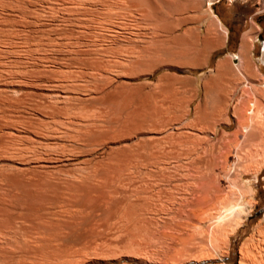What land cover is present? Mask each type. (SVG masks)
<instances>
[{
  "label": "rangeland",
  "instance_id": "obj_1",
  "mask_svg": "<svg viewBox=\"0 0 264 264\" xmlns=\"http://www.w3.org/2000/svg\"><path fill=\"white\" fill-rule=\"evenodd\" d=\"M0 1H2V0H0ZM5 1L4 2H0V5L4 6L5 3L8 2L9 4L7 3L5 5V7L7 5H9V6H7L5 8L6 10L4 9V7H2L3 8L2 9L1 6H0V9H1L0 10V12H1L0 14L3 13L5 16H7L6 14L10 13L9 16H8L9 18L6 17L10 21H8L6 19V21L4 22V20H3V19H5V18H3V17H5L4 15L1 16V18H0V22L2 21V24L0 23V37H1L0 43L2 44V45H0L1 46L0 50L2 52H4V53H2L0 51V62L3 59L2 62H1L2 66L0 65V71H2L1 73H3V74L0 73L1 74V76H0V82H1L0 91L3 92V93L2 92L0 93L1 94L0 97H2L0 99H3V97H5V99H3V101L0 100V103L1 102L4 103L5 101H7V104H6V102H5L4 105L2 103L0 104V105H2V106H0V124H1L0 125V132H1L0 133V137H2L3 135H6L5 134L6 132L9 135L8 132L10 130H12V128L8 129V127L5 126V128H7V129H4L3 127H4V125H8L9 126V124H11L9 127H13L14 128V126H15V128H16V130L14 128L12 131H10L11 135H12L13 132L14 133L17 132V133L16 134L13 133L14 137L13 136L11 137L10 135L9 136H10L11 140L13 138H15V136H16L15 139H17V138L18 139L17 140H12V143H11V141L9 142V140H10L9 136L8 137L3 136L4 138H7V139L4 140V138H2V140L4 142L2 140H0V152H1L0 155L4 154V155H2L3 157L0 156V172H1L0 173V182H1V179H3V178L4 179L2 180V183L5 184V180H7L9 182V183L6 182L5 186H3V187H2L3 184L0 183V186L2 187V188H0V192H1L0 193V199H1L0 203L5 204L4 206L2 204H0V206L4 207V209H3V207H0L1 208L0 215H2L1 214L2 212L3 213L5 212L3 214L4 216L3 215L0 216V219H2L4 217L5 220H6L7 218H9L8 216H9V213H11V212L14 215L13 210H15V214H17V215L13 216L12 214H10V218L7 219L6 222H5L4 219H2L3 223L0 221V223H1L0 224V228L4 225L0 229V231L4 230V231H1L2 233L6 231L5 234L3 233L4 234L3 236L6 235L7 238H8V239L5 238L6 240L0 238V240L5 241L4 243H6L7 241H10L9 244H8V242L6 243L10 247L12 245L14 247L15 243H16L15 246L18 245L17 243H19V245H18L19 247L16 246L15 247L16 249H14V251H12L13 247H11L12 248V250H11V248H6L8 246L5 244V246H4L6 248L5 249V248H3V245H2L3 242H0L1 243L0 245L3 248V250L1 251L2 248L0 247L1 248L0 249V254H1L0 255V264H8V262H9V264H12V262H13V264H21V263H17V262H22V264H23L24 263L23 261L25 260V258H27V260H25L26 261L25 264H27L28 260L29 261H31V260L33 261V258H34L33 256H35L36 254H39V255H37L35 257H38V256L42 255V257L44 256L43 259H45L46 255L49 256L48 252L50 250L48 251V249H50L51 247H56V245L58 247L61 244L64 246L63 243H65V240H66L65 246L67 245L66 247H68L69 244L72 243V245H73L72 249L74 248L73 250H71L72 252L76 249L75 248L76 245H77L78 249L81 247L82 252H81L80 249H79V251L81 252V253L79 252L80 254L78 252H77L78 254L73 252V255H75V256L72 255L73 256V259H72V257H71L72 252H70L65 246L63 247L61 245L62 247H59L58 250H57V248H56L55 251H54L55 248L51 249V250H53V251L50 252L51 255L49 256L50 257L49 259H51V256H52L51 263H50V260L48 259V257H47V259H45V261L44 260H39L38 258H40V257H38L36 259L34 258L36 260V261L34 260V262H36V264H39V263L40 264H49V263L50 264H55V261H56L57 264H59L63 260L66 261V259L69 258L68 255H66V254H69L70 260L72 259V260L76 261V262L73 261L75 264H79V263L80 264H83V263L84 264L85 263L86 264H172V263L173 264H239L240 256L243 255L242 251H243V247H244L245 241L248 240L249 237L254 236V234L256 235L257 231L259 230V228L262 229L261 227L264 226V163H262V161L264 162V151H263V148H264V136H262V135H264V129L261 128V126L264 128V64H262L264 62V47L261 44L262 42H264V0H212L211 2H208L206 0L205 1L204 0H153V1L152 0H148V1H146V0H123L125 3L128 2V4L126 3L125 6L122 7V8H119L123 4L122 1L120 2V0H81V1H77V0L76 1L75 0H63V1L62 0H45L46 3L48 1L47 4L44 3V0H42V1L41 0H37V1L36 0L35 1L31 0V2L29 0H13L15 3L12 0L11 1L9 0L10 2L8 0L6 2ZM19 1L23 2L22 6H23L24 9L23 8H19V4L17 3ZM28 1L30 2V5H29ZM116 1H117V4L118 3H122V4L121 5L118 4L120 6H118V5L116 6L115 5ZM149 1H151V3ZM33 2H34V4H33ZM113 3H114L115 7L112 5ZM11 4H12V6H11ZM32 4L34 6H36L37 4L38 5L36 6V8H34V6ZM152 4H154V5L156 4L157 6L155 7L153 5V7H152ZM41 6H44V7L45 6H47V7L49 6L52 9L51 11L53 13L50 10H48L47 7H45L44 10H46L49 13L47 14L46 11H44L46 13V16L44 18L45 13L43 12V10H42L43 8ZM52 6L55 8L54 11H53V7ZM129 6H130V8H129ZM132 6H133V8H132ZM29 7H30V10H29ZM124 8H125V10H122ZM222 8H225L228 11L227 10H223ZM14 9H16L15 10V13L17 12L16 15L13 12ZM40 9L44 13V15H43V13L41 12ZM33 10H34V12L37 10V12L34 13ZM55 10H58L59 12L58 11L56 12ZM25 11H26V14H25ZM40 12L43 15V16L40 15V17H42L43 19L38 17ZM60 12H62V13H60ZM11 13H13V15ZM22 13H24L23 16L21 15ZM28 13H31V15L33 16L32 18L36 17V15H37L36 13H38V15H37L38 19L37 20H35L36 18L31 19L28 16L29 15ZM33 13L35 15H33ZM50 13H52L53 15L56 13L58 16H56V14H55V16H56L55 17V16H52V14H51V17H49ZM72 14L74 16H72ZM18 15H20V16H18ZM26 15L29 17V19H28V17ZM208 15L211 18H215L217 21H219L223 25V27L227 30V37H226L225 44H224L223 47L211 50L212 53L211 52H210L211 54L209 53V56H208L209 58L207 60V66L203 69V68H199V67H194V66L190 65L189 63H187V62H190V60H191V53H190L189 50H186L184 52V49H186L187 45H190L191 40H190V35H188L189 36V41H190L189 42L188 41V36H186L187 37L186 38L185 34L189 30H191L192 28H198L199 31L202 34H204L206 29H207V27H208L207 26L208 25V20H209V16ZM186 16L189 17V18H187ZM25 17H27V18H25ZM46 17L51 18L50 20H52V22L54 21L57 24H54V22L53 23L49 22L50 20L44 21V20H46ZM53 17H55L56 20L55 19L53 20L52 19ZM57 17H59L61 19H64V20H61V19H59ZM20 18L22 19V22H21ZM118 18H120V19H118ZM39 19H40V21H38ZM78 19H80V22H77ZM23 20H26V22L24 23ZM116 20L117 21H121L120 25H119V23L117 24ZM7 21H8V23L9 22L10 23L13 22L14 24L12 23L13 24L12 26H15V27L13 28L12 26H10L11 24L6 23ZM113 21H114V23H113ZM27 22L29 23L28 24L30 26L29 28H26L27 27V25H26ZM36 22H37L38 25L35 24ZM42 22L43 23L44 22L47 23L46 24V28H44L45 27V23H44V25L41 24L42 26L39 27V25H40L39 23H42ZM76 22L79 23V24H77ZM22 23L26 27L21 25ZM50 23H52V24H50ZM108 23H113L115 25L114 28H113L112 25L110 26V24H108ZM5 24H7V28H5L6 27ZM15 24L19 27V29L17 28V26ZM33 24L35 26H37V27H34ZM121 24L123 25L124 28H126L125 26H127V31L129 30L130 32L128 31L126 34H124V32H126L125 31L126 29L125 30H121V28H120V30H119V27L118 28L116 27V25L122 27ZM19 25H21L23 27H21ZM50 25H52V26L54 25L55 27L53 26L54 27L53 28ZM80 25H81V28L79 29L78 27H80ZM91 25H93V27ZM169 25L170 26L173 25V26H171V28L174 27V29L171 30ZM96 26L98 27V30H97ZM159 26L162 27V29H161L162 31H160V30L157 31L156 30V28L157 29L160 28ZM165 26L166 27L169 26L168 30H171L170 34H173L174 36L170 35L167 32V28ZM51 27L53 28L52 31H51L53 33L50 32ZM84 27H86V28H84ZM15 28H16V31L18 29V31H17L18 34L16 32H14ZM21 28L23 30L25 29V31L27 33L25 31H23V30H20ZM39 28L43 32H41ZM47 28H49L48 34L50 32L49 35L47 34L49 37H46L47 36L46 35L47 31L44 33V31L47 30ZM55 28H57V31L59 32V34H61V32L63 34L58 35L57 33H55L54 32ZM68 28H70L72 30H70V29L68 30ZM93 28H96L95 30H93V31L96 32V35H95V32L94 33L92 32ZM99 28L103 30V31L100 30L101 31V33L99 32L100 34H103V36L106 33L110 34V35L114 34L113 35L114 39H113V36L109 37V35H105L104 37L102 35L99 36V33H97V31H99ZM153 28L155 29V31L157 33L160 31L159 34H161L163 36V38H162V36L158 37L160 35H158V34L156 35L155 34L156 32L154 33V29ZM165 28H166V30H164ZM175 28H177L178 30L175 29ZM7 29L11 30L12 33L14 32V35L12 34V36L17 35V38H16V36L13 38L11 36V32L9 30H7ZM65 29H67L68 32L76 30V31H73V33H77V31H78V33L76 34L77 36L79 35L80 31L82 32L80 34L82 36H78V38L74 34L75 36L72 37V38H74L73 40L70 39L71 38L70 37L71 36L70 33H67L68 35L65 34V35H67L66 37H68V40H69V41L66 40V43L69 42V44H67L68 47L66 46L68 51H69V53H68V51H66V47H62L65 44V42H63V41H65V39H66L65 36H64V32L66 33L67 31H64ZM88 29L90 31H88ZM109 29H110V32H108ZM114 29L116 30V32H122V33L121 34L120 33L116 34V32H113V31H115ZM186 29H187V31H186ZM27 30H29V31H27ZM176 30H177V32H176ZM252 30H253V33H252V39H251V42H250V51L248 52V59H249V61L251 63L252 70L255 69V72L253 71V73H255V75L256 74L257 75L255 77H251L250 75L244 73L243 71L242 72H237L236 70L232 71V73L231 72L223 73L222 75H220V77L216 78V80L219 83L217 81L214 82V86H212L214 90L210 89L208 96L204 100V98H205L204 97V91H203L204 90V88H203L204 87V83H205V81H207L210 78V76H212V74H215L216 63L220 59L229 58L230 54H234V55L237 54L238 51H239V46H240V43H241L243 35L245 33H248L250 31H252ZM8 31L10 33V34L8 33V36L10 35L9 39L6 38V36L4 35ZM33 31H34V33H33ZM38 31L43 33L44 35L39 33ZM87 31H88V33L90 35V38H89L90 40L92 38L90 33H92L93 36L95 35L94 37L96 38L95 39L96 42H94L93 38H92V41H85L86 39L84 37L85 36L87 38L89 37V36H87L88 35ZM172 31H174V32L172 33ZM184 31H186V33ZM19 32L21 33L20 35H19ZM24 32H25V34H24ZM36 32H37V35L35 34ZM103 32H105V34ZM54 33L57 36L54 35ZM162 33L163 34L165 33V36ZM176 33L179 36H181V37L176 35ZM1 34H3V35L1 36ZM51 34H53V35H51ZM69 34H70V36H69ZM21 35H22V37H21ZM25 35H27V37L29 39L27 37H25ZM40 35H43L44 39L42 38L43 36L38 38L37 41L32 39V38H34V36H35L34 39H36ZM50 35L53 36L51 38V40L49 39L51 37ZM83 35H84V37H83ZM119 35L120 36L122 35V36H125V37H122V36L120 37ZM154 35H156V36L154 37ZM175 35H176V41L173 40V39H175ZM58 36L63 37L61 39V41L57 40ZM106 36H108L111 39H109V38L106 39L105 38ZM177 36H178V39H177ZM182 36H183L184 41H187V42L186 43L184 42V44H183L184 46L182 44H181L182 46L178 44L177 47H176V45L174 47V44H175L174 42H176V44H177L178 43L177 40H179V38H180L179 41H183V39H181ZM60 37H59V39H60ZM79 37L80 38L82 37L84 39L82 40V38H81V40H79ZM99 37L100 38L102 37L103 39H100ZM119 37H120V39H119ZM166 37L167 38L169 37L170 41L168 40L169 38L167 39ZM4 38L6 40H4ZM11 38L14 39L15 41L12 40L13 42H11ZM18 38L22 39V42H20L21 40L19 41ZM45 38H46V42L47 43L45 42ZM75 38H77L78 40L75 39ZM185 38L187 40H185ZM26 39H28V40L26 41ZM40 39H42L41 42L46 43L45 47L42 45L41 42L40 43L38 42ZM52 39H54V40L56 39L57 42H55L56 40L54 42H52L53 41ZM151 39H153V40H151ZM156 39H157V42H156ZM7 40H9L10 42L7 41ZM23 40H25V41L23 42ZM159 40H160V42L162 44H158V43H160ZM48 41L50 43H52V44L53 43L57 44V43L61 42L63 45L61 43H60L61 45L60 44L59 45L62 48L59 47V45H55V48H56L55 49L54 46L52 47L51 44L48 43ZM70 41H73V42L71 43ZM78 41H79V46L73 45V44H78L77 43ZM25 42H27V44H25ZM153 42L158 46V48L155 47L156 45L153 44ZM163 42H165V44ZM188 42H189V44H188ZM12 43L16 44L13 48H12V46L14 44H12ZM22 43H24L23 47L25 45H27V46H25L23 48L20 45ZM36 43L41 44L45 49H43V48L42 49L41 48L38 49V47H37L38 44H36ZM70 43L73 45V47L74 46L75 47L71 48L72 45ZM83 43L84 44L87 43V44L84 46ZM92 43H93V45H91ZM94 43L97 44V45H95ZM181 43H183V42H181ZM17 44L20 45V46L18 47ZM47 44H49L51 47L47 46ZM81 44H83V48H82ZM163 44L165 45V47L166 46L167 47L165 48ZM41 45H39V47H42ZM89 45H91V47ZM94 45L96 46V48L94 47ZM170 45H173V46L170 47ZM46 47H47V49H46ZM84 47L86 48L85 52H83V50H82V49H85ZM89 47H90V49H87ZM92 47L95 48V49L92 50ZM152 47H155V49L154 48L151 49ZM182 47H185V48L183 49ZM15 48L20 50V52L28 50L27 52H24V53L27 54V56L25 54L23 57H25V56L26 57L23 58L22 57L23 54H21L20 58H18L19 55H17L16 52L18 54H20V52L15 50ZM78 48L80 50H78ZM156 48H157V50H156ZM24 49H26V50H24ZM70 49H73V51L70 50ZM122 49H123V51H122ZM164 49L165 50L168 49V50L164 52ZM76 50H78L79 52L82 51L83 53L80 52L82 55ZM87 50H88V54H89V52L91 50H92L91 53H94V54L90 55V57H87V55H86ZM131 50L133 51L132 54L129 52ZM149 50H151V52ZM152 50L153 51L155 50V51H158V52H155L156 54H153ZM161 50L163 51L164 54H162V52H160ZM177 50H178L179 55H175L177 53L176 52ZM13 51H16V52H13ZM70 51H72L74 53V55H72V53H70ZM74 51H76L77 54H75ZM141 53H142L143 56L141 55ZM150 53L153 54L154 57H157V55L160 56L159 58L157 57L158 58V62L156 61L157 58L153 59V57H151L153 55H151ZM76 55H78L77 58H75ZM173 55H175V56H173ZM138 56H140V57H138ZM1 57H3V58H1ZM170 57L171 58L174 57L172 59V62H170L171 61ZM23 59H24V61H23ZM71 59H73V60H71ZM154 60L157 63H155ZM183 60L186 61V64H185V62ZM29 61H31V63ZM70 61L72 63H70ZM3 63H5L6 66ZM13 63H14L15 66L13 65ZM69 63H70V65L72 64V67L69 65ZM66 64H67L68 67L66 66ZM90 64H93V65L91 66ZM108 64H109L110 67L107 66ZM187 64H188V66H187ZM11 65H13V66L11 67ZM97 65H98V67L99 66L101 67L102 65L103 66L106 65L107 66V70L109 71V73H108V71H107V73H105V71H104V68L106 66L101 67V69L99 67V70H100L99 71ZM24 67H25V71H27V72L24 71ZM69 67H71L70 69H73V70H70ZM102 68H103V70H102ZM101 70L104 73H102ZM7 71H9V72H7ZM4 75H5V78H7V79L3 78ZM24 75L27 76L26 78H28V79H25ZM245 75H247L249 78L247 76H245ZM107 76L110 77L108 79L110 81L112 79H114V80H112L114 83L111 82V83H113L111 85L113 87L109 86L107 88L104 85L108 81L106 79ZM247 78L250 79L251 82ZM8 79H9V81H8ZM190 79H192V80H190ZM22 80H23V83H21ZM122 80H124L126 82V84H125V82H123L125 84V86L124 87L120 86V88H124L125 89V87H127L128 89L131 90L130 93H127L128 92V89H127V92H125L124 95L130 97V95H126V94H132L131 97H134V100H135L134 102H137L139 100L142 102V99H143L145 101V105H146V107L144 106L143 109L140 108L139 110H137L136 111L137 113L133 112L134 115L131 113L132 115H129L130 116V117H128L129 119L128 118H126V119L130 120V118L131 117L132 118H131L130 121H127V122L124 119L125 113L122 112L123 110L121 111V107L118 106V108H114L115 107L114 105H116V107H117V105H120L119 98H118V101H114V99L117 100V97L111 94V93H113L114 88H117L116 85H118V84L120 85L122 83L121 82ZM219 80L221 82L223 81V83L221 84ZM8 82L9 83H11V82L15 83L16 82L17 84H19V83L22 84L23 86L20 85V89H23V90L20 91V89H19V90L15 91L16 93L13 91L12 93L10 92V95H8L9 92H8V88H7V85H6ZM156 82L158 83L157 84L158 86L160 84L158 90H157V86H155ZM191 82H192L193 86H190V85H192ZM3 83H5V84L3 85ZM24 83H26V84L24 85ZM127 84L129 85V87H128ZM251 84H252V86H251ZM121 85H123V84H121ZM145 85H147V87ZM217 85L219 86V89H216ZM248 85H249V87H248ZM141 86H143V88H142V89H144L143 91H141L142 89L137 91V92L134 91V89H136L138 87H141ZM104 87L106 89H104ZM155 87H156V89H155ZM6 89H7V92H6ZM25 89H27L28 91L25 90ZM153 89H155V90H153ZM93 90H95V92ZM87 91H91L93 93L91 94V92H90L89 93L90 95H88ZM153 91H155L157 94L153 93ZM174 91L175 92L179 91L181 93L178 92V93L175 94L176 96L173 97L172 94H173ZM183 91H185V92L183 93ZM4 92H6V93L4 94ZM101 92H103V94H101ZM106 92H107V94H105ZM185 93H187L188 95L185 94ZM193 93H195V94H193ZM226 93H227L228 97L226 96ZM36 94H38L39 96L42 95V97H39ZM181 94L182 95L185 94V97L189 96L188 99L192 98L193 100L192 101L190 100V102H189L190 104H188L187 110H189V112L187 111V116L185 117V115H186V113H185L184 114V118L183 119L182 118H180V119L178 118L179 121H177L176 115L178 117V113L175 114L176 111L174 109L175 107H173V106L174 105L176 106V103L179 102L178 101V99H180V98H178L179 96L183 97V96H181ZM20 95H23V97H21ZM25 95H27L28 99H26ZM91 95L92 96L95 95L96 97L93 96L91 98ZM153 95H155L156 98L154 97V99H153ZM194 95H196V96H194ZM16 96H17V98L20 96L18 100H17ZM30 96L32 97V99L30 98ZM36 96L38 98H40V101L37 100L38 98ZM6 97H7V99H6ZM241 97H242L243 100L241 99ZM10 98H12V99H10ZM21 98L23 100V101L21 100L22 102L19 101ZM29 98H30V100H29ZM226 98H228V101H227ZM247 98H248V102H247ZM24 99L27 100L28 103H26V101H24ZM207 99H208V102H207ZM244 99H245V101H244ZM32 100L34 101V103H33ZM35 100L38 102L37 103L38 105L35 104V102H36ZM238 100H239V102H237ZM29 101L32 103L31 105H30ZM102 101H104V102L102 103ZM110 101L111 102L114 101L115 104L112 105L110 103ZM16 102H17V104H16ZM39 102H42V103L47 102L48 103V108L47 107L44 108L45 105L47 106L46 103H44V104L41 103L40 104ZM116 102H118V103H116ZM174 102H175V104H174ZM226 102H227V105H224ZM236 102L239 103V106H237L238 104ZM8 103H12V104H8ZM23 103L25 105L29 104L28 106L26 105V107L28 108L27 110H26V108H24V110H23V106H24V105H22ZM248 103L253 105V107H251L249 105L251 107V109L256 107V109H255L256 113H255V118H254L255 120L254 121H257V123L253 122V125L251 126V129L248 131V133L244 134L243 130H241L240 127L238 126L237 118H234V116H233V114H234L233 110H234L235 107H239L240 108L239 111H243L244 110L243 112H241L242 116L244 114H247L246 116H249L247 109L248 108L250 109V107L247 108ZM18 104H20V105L17 106ZM8 105L9 106L12 105L11 107L13 109L11 107H8ZM40 105H42V106H40ZM109 105H111V106H109ZM203 105H205V107ZM15 106H17V107H15ZM37 106H40V109H37V108H39ZM171 106L173 107L174 111L172 110L171 112H169L170 111L169 108ZM177 106H178V104H177ZM198 106H199L200 110L202 111V113H205L207 115L206 119H205V117H204V119L199 117L200 118L199 119L198 116H196V111H197L196 109H197ZM224 106H226L227 108L226 107L224 108ZM233 106H234V108H233ZM41 107L44 108V115H47L46 113L48 112V116H50L49 114H52L51 111H53V110H55L54 112H56V113L58 112L59 115L57 116V114L55 113L56 116H57L56 117L54 115L55 119L52 117V115H51L52 118H49L48 116L44 117V116H42L43 114L41 115V111L43 109V108L41 109ZM49 107H50V109H49ZM201 107H203V108H201ZM219 107H221V108H219ZM241 107L243 109H241ZM17 108L18 109L20 108L23 111H21V113H19L20 109L18 110ZM30 108H33L34 110L35 109L36 110L34 111L33 109L31 110ZM217 108H219L220 111ZM223 108L226 109L225 112L223 111L224 110ZM7 109L9 111H5ZM47 109H48V111H45ZM83 109L84 110H89L90 109L89 112L90 113L92 112V113L90 114L88 112H84ZM118 109L120 111H118ZM134 109L135 108L133 106L132 111H135L138 108H136L135 110ZM16 110L18 112H14ZM25 110H26V112L24 113ZM205 110H207V111L205 112ZM246 110H247V112H246ZM258 110H260V111H258ZM11 111L13 112V114L15 113L14 114V116H16L15 118H14V116H12L13 114L10 115ZM36 111L38 113L39 112L40 113L38 114V113H36ZM5 112H7V113H5ZM27 112L29 114L30 113L31 114L29 115ZM194 112H195V115H194ZM86 113H87V116L89 115V117L91 115L90 120H92V122L90 120H88L89 117L87 118V116L85 115ZM118 113H121V116H118ZM202 113H199V114H201L199 116L203 117L204 114H202ZM218 113H219V115H218ZM221 113H223V114H221ZM258 113H260V114H259V117L257 118L256 115L258 116ZM17 114H18V117H17ZM32 114L33 115L35 114L37 116H35V115L32 116ZM136 114L138 116H136ZM213 114H215L214 115L215 117H216V114H217V118L218 119L220 118L217 121L219 123L216 124V120L217 119H215L214 117H212V119L214 118L215 121L210 119ZM224 114H225V117H226L227 121H225L224 120L225 117L222 116ZM1 115H2L3 118L1 117ZM7 115H10V117L7 116ZM22 115H24V117L26 115L27 121H26V119L24 117H23L24 121L19 119L21 124H23L22 122L26 121L24 123L26 125H21L22 128H20L21 126L18 125V124H20V123H18L19 122L18 118L22 117ZM5 116L9 117V118L12 117L13 119L11 118V120H15L16 119L18 124L15 123V121L12 124V122H10V120L8 118H6ZM195 116L198 118V122L196 121L197 118ZM220 116L224 117V119H222V117H220ZM37 117H40L38 119H42L43 118L42 120H44V118H45L46 121H41L40 120V122H38L39 123L38 124L36 122V121H39L38 119H36ZM47 117H48V119H47ZM193 117H195V118H193ZM29 118H32V119H29ZM121 118H123L121 120V124H119L120 121L118 123L119 125L114 122V121L119 120ZM175 118H176V120H175ZM208 118H209L210 121H214V125H212L211 123L210 124L208 123V122H210V121H207ZM4 119L5 120L8 119L9 120L8 122H10V123L7 124L6 123L7 121H4ZM28 119L30 120V122L34 121L33 122L34 125L31 124ZM34 119H36V120H34ZM181 119H182L183 122H185L184 124H187L186 126L182 123ZM194 120H195L196 123H194ZM203 120H204V122H202ZM124 121H125L126 124L122 123ZM27 122H29V123H27ZM14 123L16 125H14ZM40 123H42V124L45 123L43 125V127L46 126V124L48 125V126L45 127L47 129H45V131H44V134L46 136L45 139H47V140H45V141H47L45 143H44V139H43L44 138V134H41L42 136L40 135L43 138H41L39 136L40 137V139H39V137H37V135H39L41 132L43 133L42 129L39 130L38 128H36V130L38 129L37 130L38 132H36L34 130L35 127H33V126H37L38 127L40 125ZM58 123H60V124H58ZM87 123H88V125L90 124V126L93 125V124L94 125L96 124L95 126L93 125L94 127H96L94 129L95 132H92V133H94V136H92V135L90 136L89 135V132H90V134H92L91 131H93V130H91V129L94 128L93 126H91V129H89V132H85V133H88L87 135L84 133V131H86V128H83V127H85V126L87 127ZM191 123H194L196 126H194V124H191ZM248 123L249 122H246L245 124H248ZM42 124H41V126H42ZM83 124H84V126H83ZM122 124L128 125V128H127V126L125 128V126L122 125ZM254 124L255 125L258 124L259 127H258V125L255 126ZM261 124H263V125H261ZM29 125H31V126H29ZM78 125H80V127ZM121 125L123 126L124 130H126V129L127 130L129 129V130L128 131L126 130L125 133H123V131H124L123 129H122L123 131H118V129L121 130L120 129ZM188 125H190L191 127H188ZM1 126H3V127H1ZM17 126H19V127H17ZM23 126H24V128L26 126L30 127V128L26 127L28 130H26V128H25V131H24ZM50 126H52V129H51ZM117 126H119L118 129L116 128ZM213 126L215 128H213ZM43 127H41V128H43ZM208 127H209V129H208ZM210 127H211V129H210ZM19 129L23 130V131L21 130V132H20V133L23 132L22 134H18L19 131H20ZM82 130H83V132H81ZM48 131H50V132H48ZM113 131H115V133L117 132V134H119L118 132H120L118 137H114V138H117L116 139L117 143L115 142L116 140H114V143H113V141L112 142L110 141V139L113 137L111 135L115 134ZM26 132H28L30 134V136H29L28 133L26 134ZM80 132L82 134L84 133L85 136L83 137ZM127 132H129V133H127ZM32 133H34V134H32ZM36 133H38V134H36ZM103 133L105 134V136L103 135ZM106 133H109V134H106ZM121 133H123V135ZM77 134H78L79 137L77 136ZM124 134L126 135L127 138L123 140V138H125ZM130 134H131V137H130ZM17 135L18 136H23V138L26 135L28 137L27 138L25 137V140H28V138H29V140L31 142H32V140H34L33 142L35 144L33 142H32L33 144L31 142H28L29 140L27 142L24 139H20L19 140L20 137H18ZM120 135L122 137L123 136L124 137L122 138ZM223 135H224V137H223ZM230 135H232V136H230ZM226 137H228V138H226ZM225 138H226V140H225ZM118 139L121 141V143L119 142ZM7 140L11 144V150H10V144L5 142ZM229 140H232V141H229ZM13 141H15V143H16V141L17 142L20 141V142L16 143V145L17 144L20 145L19 143H21V142H23V143H21V146H18V148H17V147H15L16 145L14 146L15 143ZM241 141L242 142L245 141V142H243V145H242ZM107 142H110V143H107ZM123 142L127 145V146L125 145L126 149H127L125 157H123L124 156L123 154H125L124 153V151H125L124 147L125 146H124ZM253 142H255V144ZM4 143H7V144H4ZM228 143H229V145H228ZM28 144H29V146H28ZM31 144H32V146H31ZM108 144H110V146ZM226 145H228V147H226ZM251 146L254 147V150L258 149V152L257 151L255 152ZM33 147H35V148H33ZM117 147L118 148L120 147V151H119V149ZM121 147L123 148L124 151L121 149ZM229 147H231V148H229ZM113 148H116V150L113 149ZM3 149H5V150H3ZM15 149H17V150H15ZM19 149H22V151L20 150L21 153L18 151ZM111 149H113V150H111ZM8 150L10 152L7 153ZM242 150H243V152H242ZM246 150L250 154H248L246 152ZM35 151L37 152L38 156H37ZM112 151H114V153L112 155H109L110 152H112ZM117 151H119V152H121V154L122 153L123 154L122 155L117 154L118 153ZM221 151H224V152L221 153ZM261 151H263L262 152L263 155H259V154H261ZM14 152H16V153H14ZM240 152L243 153V155ZM251 152H253L255 155H253V153H251ZM11 153L14 154L15 156L11 157V155H12ZM256 153H258V155ZM7 154L9 156H7ZM35 154H36V156H35ZM217 154H219L220 156L217 155ZM19 155H21V156H19ZM22 155H24V156H22ZM116 155L117 156L120 155L122 158H126L127 157L128 160L122 162L121 161L122 159H121L120 156H119L120 158H117V159L116 158H112V156L114 157ZM245 155H247L248 157L245 156ZM5 156H7L8 158L7 157L4 158ZM185 156H187L188 158L185 157ZM217 156H219V159H216V158H218ZM254 156H256V157H254ZM16 157H18V158H16ZM19 157H22V158H19ZM36 157L37 158L41 157V160L40 159L39 160L42 161V162H38V159ZM128 157L131 159V161H133L135 159L134 162H136V163H134V166L131 167V165L133 163L129 162L130 159ZM257 157H258V159H260V157H262L260 160H262V159L263 160L262 161L258 160V162H257V160L255 159ZM12 158L13 159L16 158L17 160H21L22 159L21 162H20L22 164L19 165L18 161L17 160H13ZM24 158H25V160H23ZM32 158L35 159L34 160L35 163L31 162ZM111 158L115 159V161L120 159L118 161H121L120 163H123V164H121V167H122V165L124 167H127V166L129 167L130 166L129 168L130 169H134V170L131 171L129 169L128 172H127L128 169H126V168L124 170H121L120 169L121 167L118 168L119 166H117V165H120V164H118L119 163L118 161H117L118 163L113 162V163L116 164V165L115 164H113V165H115L117 167L111 166L112 165L111 162L114 161ZM192 158L195 159V160L194 159L192 160L195 163H193L191 161ZM214 158L216 159V161H215ZM33 159H32V161H33ZM109 159H111L110 160L111 162H110V166L108 167V165H109L108 160ZM249 159L250 160L253 159V160H251V162H249ZM123 160H125V159H123ZM201 160L203 162H201ZM217 160H220L222 163H220V161H217ZM224 160H225V162H224ZM243 160H244V162H243ZM25 161H26L27 164L25 163ZM27 161H30V165H28L29 162H27ZM208 161H210V162L212 161V163L214 162L215 164L213 163V165L216 166V168L212 164L209 165ZM23 162H24V165H23ZM199 162H200V165L198 164ZM205 162L208 163V164L207 165H203V164H206ZM246 162L249 163V164L251 163V164L247 165ZM124 163H125V165L127 163L128 164L130 163V165L125 166ZM190 163H192V166H191ZM201 163H202V165H201ZM242 163L245 164V166L247 165V167L249 166L248 169L245 167L247 171L245 169L243 170V168H244L243 166L244 165ZM14 164H15V166H14ZM39 164H41V165H39ZM42 164H44V165H42ZM49 164L52 165L51 168H50ZM197 164L199 165V167L197 166ZM256 164H258L259 167ZM2 165H4V166H2ZM21 165L23 167H25V168H23ZM37 165L43 166V168L40 167L41 168L40 169ZM219 165L221 166V169H220ZM26 166H27V168H26ZM44 166H46V167H44ZM47 166H49V167H47ZM200 166L201 167L203 166L202 167L203 169ZM208 166H210V167H208ZM254 166H255V168H254ZM20 167H22V168H20ZM28 167L30 169H28ZM186 167H188V168H186ZM192 167H194V168L192 169ZM195 167H198L199 170L201 169L200 171L202 173H203V171H205L204 174H206V172H208L207 168L208 169L211 168V167L214 168V169H212V168L211 169L214 172L213 174L214 175L216 174L215 176H217V178H216L217 181L215 180V183L216 182L217 183H216V185H213V186L211 185V186L214 187L215 189L211 188L209 186V184H208L210 181H213L215 179V176L213 174H211L212 175L211 177H210V175L203 176L204 174H202V175L200 174L201 177L203 176L202 180H201L200 177L198 178L200 180H195L199 176V174H197V172H196L197 168H195ZM204 167H206V168H204ZM15 168H17L18 171L23 169V172H21L22 170L20 172H18L19 173V177H20V178L18 177L19 178L18 180L14 178V176L15 177L18 176V174H16L17 171L16 172L13 171V170H16ZM44 168H45L46 174H47V172L49 170H51V173H50L51 175L49 174V172H48L49 175L45 174V176H48L50 178L45 177L43 175ZM117 168H118V170H117ZM1 169H3L4 172L5 171H7V172L4 173ZM39 169H40V171L42 173H40V171L38 172ZM211 169H209V170L211 171ZM119 170H121L122 173L124 171L122 176L125 175V178H124V176L123 177L122 176L119 177V181L117 180L115 186H114V184L111 186V184H109V183L110 182L112 183V181H114V179L118 178L114 174H116L117 171H118V173H121V171H119ZM135 170L136 171L138 170L139 172H141V173H139V172L138 173H139L140 176L142 174V177H138L137 176L138 173ZM194 170H196L195 172H196L197 176H196V174H194L195 173ZM199 170H198V172H200ZM29 171H31V172H29ZM230 171H232V172L230 173ZM242 171L245 172V173H243ZM2 172L5 175L3 174V176H2ZM10 172H14L13 174L11 173L12 177L10 176V174L8 175V173H10ZM25 172L30 173V176H28L29 178H27V175H29V174L27 173L25 175ZM132 172H133V174H131ZM39 173H40V175H39ZM92 173H95V174L93 175ZM134 173H137V175L134 174ZM235 173H236V175H235ZM23 174L25 175V177H23ZM35 174H36V176L38 175L36 177L35 181H39L40 178H41V180L43 179L42 181L40 180V182H43V184H42L43 186L40 185L41 184L40 182H35V183H37L39 185L35 184L34 182L32 183V181L34 180L33 177H35ZM112 174L116 178L112 179V181H110L111 179H109V181H108L107 180L108 178L106 179V177L111 178V176H112V178H113ZM171 174H173V175H171ZM207 174H210V173H207ZM31 175H33V176H31ZM91 175H92L91 179H93V177L95 178V180H93V181L91 180L92 183H90L89 181L88 182L86 181L87 178L90 180L89 177H91ZM101 175H103V176H101ZM225 175H229V178L227 179V181H226ZM128 176H130L131 179H129ZM194 176H196V178ZM206 176L208 177V180H206ZM85 177H87V178L85 179ZM99 177H100V179L101 178H103V179L99 180ZM9 178H10V181L12 180L11 182L9 181ZM26 178H27V181H25ZM44 178H48L49 180H51V182L49 183V180L47 182V180H45ZM122 178H123V180L124 179L125 180L123 181ZM140 178H142V179H140ZM191 178H193L194 181ZM234 178L237 179V180H235ZM20 179H23V180L19 182ZM127 179H129V183H126ZM209 179H210V181H209ZM14 180H15V182H13ZM44 180H45L46 184H45ZM81 180H85L84 182L88 183V185L87 184L84 185V183L81 182ZM103 180H104V182H103ZM120 180L123 181V182H121L119 184L118 182H120ZM131 180L133 181L132 183H134V181L136 183L131 184ZM139 180L141 181V183H140ZM16 181L18 183H21L20 184V186H22L21 188L17 187L18 185H16L17 184ZM106 181H108V182H106ZM12 182L14 183L13 185L10 184ZM23 182H24V184H23ZM96 182L98 183V186H97ZM102 182L105 185H103ZM191 182L195 183V185L197 184L199 186V188L197 187V185L193 186V183H191ZM31 183H32V185H31ZM47 183L48 184L52 183V184L50 186H46ZM123 183H125L126 185L128 184V186H126V189H125L127 194L124 191V188H125L124 185L125 184H123ZM138 183H139V185L137 186L136 184H138ZM204 183H207L206 187H209V188H206ZM7 184H9L11 186L9 187V186H7ZM33 184H35L36 186L33 187ZM93 184H94V186H93ZM106 184H107L108 188H107ZM117 184H119V187H120L121 184H123L122 187H121V188H123V186H124L123 191L121 189V191L119 190V193L117 192L118 191L117 189H120L119 187H117ZM129 184H131L130 187H129ZM210 184H214V181L210 182ZM27 185H31V186H27ZM132 185H134V186H132ZM190 185H191V187H190ZM14 186H15V188H14ZM25 186H26V188H25ZM37 186H39V187H37ZM41 186H42V190L43 191L46 188H48L49 192L46 193L45 192V191H47V189H46L43 192L44 194L39 193L40 196H39V200H38V198H37L38 195H39L38 194V192H39L38 190L41 191V188H40ZM73 186L77 187V188L73 189ZM103 186H105V187H103ZM109 186H111V187H109ZM115 187H117V188H115ZM196 187H197V189H196ZM17 188H20V190H17ZM34 188H35V190H33L32 193L30 191V193L28 194V196H29L28 197L27 196V192H29V190L34 189ZM89 188H90L91 191L87 190ZM92 188H95L96 190L93 189V191H92ZM111 188L112 189H116L117 191L112 190ZM137 188H138V190L140 189L141 191L139 192L137 190ZM191 188H192V190H191ZM233 188H235L236 192H235V190ZM4 189H6V190H4ZM77 189H79V190H77ZM81 189H83V190L81 191ZM210 189H211V191H210ZM212 189L214 190V193H213ZM16 190H17V193H15ZM223 190H225L224 194H223V192L220 193V191H223ZM230 190L231 191L233 190L232 193H231ZM18 191L19 192L21 191L20 193H22V191H23V193H25V195L22 193L21 196L23 195L24 199L27 198V200L24 201V199H21L23 197L20 198V195H18L19 194ZM75 191L76 192L79 191L78 192L79 194H82V195L86 194V195L81 197V198H78L77 195H79V194L77 193V195H76ZM111 191L114 194H116L117 196L116 195L112 196V192ZM208 191H210V192H208ZM228 191L231 193L230 195H229ZM90 192H91V194H90L89 200H91L90 201L91 204L89 203V201H88V203H86L87 200H88V196H89ZM109 192H111V193H109ZM13 193L15 194V196H14ZM105 193H106V195L103 197V195ZM122 193H124V194L122 195ZM200 193H202V194L199 195ZM32 194H33L34 197H35V195L37 197H35L33 199V196H31L32 197L31 198L30 195H32ZM74 194H75L76 198H74ZM98 194H99V196H98ZM100 194L102 196H100ZM109 194H111V195H109ZM215 194H216V196H215ZM218 194L219 195H221V194L224 195V196L221 195V196L224 197L223 198L224 200L226 199V201L223 200L224 203L222 202V198L221 197L219 198ZM239 194H240L241 197L239 196ZM241 194H243V195H241ZM198 195H199L200 198L197 201ZM226 195H227V197H225ZM2 196H4V197H2ZM16 196L19 199H21L20 200L21 203H20L19 200H17L18 198L16 199ZM42 196L45 199L47 198L46 201H44L45 199L41 200L42 198H40V197H42ZM80 196L81 195H79V197ZM106 196L108 197L107 200L105 199V198H107ZM205 196H206V199H207L206 200L207 203H208L209 200L212 199L211 201H209L210 202L209 204H207L206 201L204 200ZM209 196H211V198ZM232 196H235V197L233 198ZM1 197L2 198H7V199H9V201H13V202H8V200H6V199L2 200ZM124 197L129 198L130 201L129 200L128 201L131 202V207H129V208L127 207L128 204H126V203H129V202L124 203V201L127 200V199L125 200ZM180 197H182V198H180ZM29 198H31V199H29ZM93 198H95V199H93ZM188 198H189L190 202H189ZM191 198L193 199V201H192ZM15 199L17 201V204H15ZM216 199L218 201L221 199V201H219V202H222V203H218ZM5 200L8 202V204H7V202H3ZM31 200L32 201L34 200L35 202L32 203ZM95 200H97V202H94ZM121 200H122V202H121ZM184 200H186V201H184ZM238 200H239V202H238ZM26 201L27 202L29 201V202L27 203ZM36 201L37 202L40 201V204L42 203V205H40V204L37 205ZM103 201H106V202L108 201V202L106 204H104ZM199 201H201L202 203L199 202ZM212 201L213 202L216 201V202L213 203ZM43 202L45 203L44 206H43ZM98 202L103 203L104 206L102 204L100 206L99 205L100 203L98 204ZM11 203H13L12 204L13 207H12ZM22 203L27 204L26 206H28V208H26L25 204L23 205ZM84 203L88 204V205H91L92 207L89 206L87 208V210H86L83 207H87L88 205L87 206H85V205L83 206ZM123 203L125 204V207H126L127 211H124L125 210L124 206H123L124 209L120 208L122 206L121 204H123ZM187 203H189V204H187ZM199 203H201L200 205H202V206H199V207L197 206L196 207V205H199ZM32 204H34V205H32ZM203 204L204 205L207 204V205L204 206ZM211 204H213L212 207H210ZM235 204L240 206L239 208L241 209V214H238L239 216H237V214L228 216L227 214H225V213H228V212H225V211L220 209V206H222L223 208L226 207V209H227L229 207V205L233 206ZM9 205H11V206H9ZM16 205H18V208H17ZM29 205L32 206V209H31V207H29ZM39 206H41V208ZM115 206L120 208V209L116 210L118 213L121 210L120 214H117L116 212H114ZM203 206L206 209V210L203 209L204 211L201 209V208H203ZM218 206H219V210H218ZM15 207H16V209H15ZM20 207H22V208L24 207V210H21L22 208H20ZM80 207H82V209H84V210H82ZM9 209H10V211H7ZM30 209H31V211H29ZM36 209H38V212L39 211L40 212L38 213L36 211ZM79 209L82 210L81 214H80L81 210H79ZM190 209H192L193 211L195 209V211L194 212L192 211L193 212L192 213ZM196 209H197V211L199 213L200 212L201 213L198 214ZM128 210L133 215V216H131V218L135 217L136 219L137 218H139V219L136 220V223H135V218H134V221L132 220L133 222L129 221L130 223H128L125 220H123V221L126 222L125 225L130 224V225H127L128 228H129V226L135 225V227L137 229L136 228H134V229H136V230H134L133 227H130L129 229L126 228L128 230L122 229V228L126 227V226H124V222L120 221L122 223L120 225L117 222V220H116V219H120L119 218L120 215L123 212H128ZM211 210H213L214 212L211 211ZM26 211H27V213H26ZM28 211L30 212V214H28L29 213ZM32 211H34L33 214H31ZM45 211L49 212L51 215L50 214H46ZM202 211H203V213H202ZM64 212H69V213L71 212L72 214L70 213L71 214V216H70V214L67 215V213H65L67 215L66 216L65 214H63ZM73 212H74V214L76 216L73 214ZM209 212L210 213L211 212L212 213H216V215L218 213L221 216L217 215L218 217L220 216L219 219L216 218L217 217L216 215H215V217L213 216L212 219H214L215 221L212 220L211 218H207V220H206L204 215H203L204 217L201 216L202 217L201 218L202 222H198L197 218H195L196 224L198 223V225H199V226L197 225L198 228H200V226H201V229H202L201 232L199 231L201 229L198 230L197 227H196L197 229L195 227H193V228L190 227L193 223L195 224V221L192 220V217L194 219V216L197 215V217L199 218L198 220H200L199 216L201 214H206V217H207V215H208L207 213H209ZM223 212H225V213H223ZM20 213H22V214L24 213V214L21 215ZM35 213H36V216L39 214L38 215L39 217L34 218L33 216L35 215ZM52 213L55 214L54 215L55 220L54 219L52 220V218H54V217L49 218L50 216H52ZM82 213H85V215L82 214ZM111 213H113V215ZM114 213H116L117 216ZM125 214L128 215L127 213H125ZM193 214H195V215H193ZM11 215L13 216L12 217L13 219H11ZM24 215H26V216L31 215V216L28 218L29 220H27L26 219L27 217H23ZM44 215H48V216L50 215V216L49 217H47V216L45 217ZM225 215H227L226 218L227 217H229V218H227V220L225 219V221L224 220L220 221V219L222 220L221 217H225ZM16 216H18L20 218V219L18 218L19 219L18 220L19 223L16 221L17 220ZM21 216H22V218H21ZM42 216H44L45 218L42 217ZM68 216H70V218H68ZM80 216H81V219H80ZM114 216L116 217V219H115ZM128 216H126V218H124V219L127 220ZM32 217L34 219H32ZM112 217H114L115 220H113ZM30 218H31V221H30ZM48 218H49V220H52L54 222L49 221V222L46 223L45 221H48V220H45V219H48ZM57 218L61 219L60 223H58L59 220ZM71 218L72 219L74 218V219L72 220ZM37 219L38 220H40V219L41 220L42 219L45 220V221L42 220V221H44V224L46 223L45 226L42 223L43 226H44V230L46 228L45 231L43 230L42 225L41 226L37 225L38 224L37 223L38 222ZM178 219H179V221H178ZM238 219H240V221ZM8 220L9 221L11 220L12 222H10V224H9ZM34 220H35V222H34ZM74 220H76V221L74 222ZM128 220H130V218ZM205 220L208 223H206ZM208 220L211 221V223ZM236 220L239 221V222H237V223H239V226L236 227V229H235ZM20 221L22 222L23 226L25 225V224H23L25 222L27 224H29V225H32V226L33 225H37L36 226L37 229L40 226L41 228L39 227V231L37 229H35V227H32V226L29 227L30 228L29 230L33 231V232L38 231V232H41L42 234L39 233L40 235H38V232H37V234L34 236L32 234V232H28L29 231L28 228H27L28 225H25L24 227H22V229H19V227L21 228V224H20L21 222ZM28 221H30V223H28ZM115 221L117 223H115ZM226 221H229V222L226 223ZM233 221H235L234 224H232ZM4 222H5V224H4ZM31 222H32V224H31ZM138 222H139V224H138ZM222 222H223V224H222ZM240 222H241V224H240ZM15 223H16V225H15ZM40 223L41 222H39V224ZM55 223H56V225L54 226L56 228L55 230L57 231L59 229L58 231H59V234H61V236L59 234H57L58 232L53 231L54 230L53 225ZM71 223L74 224V225H72ZM112 223L116 224L115 227H116V231L118 233L115 232V228H113ZM132 223H134V224L131 225ZM217 223H218V225H217ZM50 224L51 225L53 224V225L51 226ZM59 224H61L60 225L61 228L56 227ZM187 224L189 226H187ZM210 224H212V225L216 224L219 227L223 226V228L228 224L227 226L231 230L228 229L227 226L225 228L228 229L229 231L233 232V233H231V232L229 233L228 238H227L228 242H227V239H226V244L225 245H227L226 246L227 254L224 253L225 255L224 254L222 255V253L225 251V246H224V251L221 250V249H220L221 251L220 250L219 251H214L212 249H209L210 247H209V245L207 243V240H206L207 238H206L205 234H206V232L210 233V231L215 228L214 226L211 227L212 225H210ZM6 225L7 226L9 225L8 227H10V225H12L11 226L12 228L10 227V229L11 230L13 229V231H15V232H13V231L11 232V230ZM18 225H20V226H18ZM195 225H192V226H195ZM49 226L51 227V229L52 228L53 229L51 230L49 228ZM117 227H119L118 229L119 230L121 229V230L119 231L117 229ZM17 228L19 230H17ZM24 228H26V229H24ZM31 228H33V229L31 230ZM178 228H179L180 231H178ZM5 229L10 230L9 231L10 233L8 232V230H5ZM139 229H141V230H139ZM146 229L147 230L149 229L150 231H147ZM193 229L194 230L196 229L195 232L198 231V232L202 233L203 235H201V237L204 236L206 238L205 239L204 237H202V238H204L203 239L204 240L203 241V245L206 244V247L202 245V241H198V239L201 240L200 236H197L198 239H197V241H195V239H196L195 235H197L198 232L195 233ZM16 230L19 231L18 232L19 234L17 233ZM41 230H43L44 233L46 232V235H48V233L52 234V235L50 234V236H51L50 239H49V235L47 236L48 240H51V241L48 242L47 238H46L47 242L43 241L44 240L43 239V237H44L43 234L44 233ZM49 230H50V232H49ZM124 230H126V233L123 232ZM127 231H131V233L130 232L127 233ZM146 231L148 233L150 232L148 234L149 237H148ZM1 232H0V234H1ZM7 232L9 233V235H7L8 234ZM21 232H24L22 237L25 239V241L27 239L26 244H24V246H23L24 241H23V243L21 242L22 241V237H21L22 233ZM25 232H27V233H25ZM144 232H146V233H144ZM12 233H14V234L16 233L15 235H16L17 239L15 240V242H14L15 236L13 237L14 234H12ZM28 233H31L30 236L33 235V238H35V239L32 240L31 239L32 237H30V236L28 238H25L27 236L24 237V234H28ZM119 233H121L122 235L119 234ZM132 233H134L133 234L134 236L132 235ZM143 233L145 235H143ZM209 233H208V235H209ZM130 234L133 237H135L136 239L138 237V242L141 241L142 245H141V242H140V245L139 244L137 245L136 243H138V242H136V239L133 240V241H135V243L132 240H130V239H128V240H130V241H128L127 237H129V236H130V238L132 237ZM140 234H142L141 238H140ZM17 235H18V237H17ZM46 235H45V237H46ZM100 235H101V238L99 237ZM119 235L121 236V239H122L120 245H122L125 242L123 244V246H122L123 250L125 248L124 246H128L127 242H128V244L131 242V245H133V247L135 245L137 247L141 246L140 248L135 247V249L138 250V252H136L137 256L132 252L134 254V256H133V254L131 253V250H130V252H127V250H126L128 248L131 249L133 247H128V248L126 247V249L124 251L120 250L121 252H118L119 251L118 247L120 246L118 243H120V241L119 242L116 241L117 245H119V246H116L118 248L117 249L118 251L114 248L115 246L112 243H114L115 239H117V238L120 239ZM198 235H200V234H198ZM3 236L0 235V237H2V238H3ZM9 236H10V238H9ZM39 236H42V238H38ZM52 236H54L53 239H52ZM102 236L103 237L105 236L104 239L111 238V240L109 239L110 241L107 240V242H108L107 244H109V242H111V244H109V245H112V247L114 246L113 248L115 249V251H114V249H111L112 248L111 246H109L110 248H108V245H104V244H106L105 243L106 241L104 242V239H102L103 238ZM163 236H165V237L163 238ZM151 237H153V238H151ZM18 238H20L21 240H18ZM64 238H66V239H64ZM71 238H73L74 241ZM144 238H147V239H144ZM161 238L164 239L165 241L162 240ZM10 239H13V243L14 244L11 243L12 241ZM28 239H29V241H28ZM56 239H58V240L56 241ZM59 239H61V240L64 239V240L62 241V243H60L61 240H59ZM148 239H149V241H148ZM152 239H154L155 241H153ZM156 239H158V240H156ZM17 240L19 242H17ZM30 240L32 241V244L34 246L36 244V247L39 244V240H40V244L39 245H41L42 248L40 246H38L37 248H35L34 246H31V244H30L31 241ZM33 241H35V242H33ZM50 242H52L51 245H54V246H51V245L47 246L48 249H46L44 246L50 244ZM101 242H104L103 246L104 247L106 246L105 248L110 249V250L107 249V252L113 251L114 253L113 252H111V253H113L115 255H113V254L111 255V253L109 252V254L107 253V254H104L102 256L101 255V250L104 249V247H102V249H101V246H99ZM152 242H154L155 245ZM193 242H195V243H193ZM45 243H46V245H45ZM58 243H60V244L58 245ZM67 243H69V244H67ZM98 243H99V245H98ZM116 243H114V244L116 245ZM144 243H145V245H143ZM146 243H148V247L146 246L147 245ZM199 243L203 246L202 247L201 245H199V246H201V248H199V250L203 249L201 251L197 250V248H198L197 246H198ZM26 245L27 246L30 245L31 247H33L34 248V252H35L36 249H38L40 247L41 252L43 251L44 253L43 252L40 253V251L37 250L39 253L35 252L36 254L34 255V252H32L33 248L31 249V247H29V246L27 247ZM92 245L95 246V249H94V246L92 247ZM101 245H102V243H101ZM194 245H195V248L194 247L193 248L195 249L196 253L194 252V249H193V253H192V251L190 252V248L192 246H194ZM25 246H26V248H25ZM70 246H69V249H71ZM98 246L100 247V250L94 252L92 249L96 250V247H98ZM143 246H144V248H143ZM241 247H242V250H240ZM62 248L67 249L66 250L67 252L66 251L63 252L62 250H65V249H62ZM153 248H155L154 251H153ZM162 248H164V249H162ZM187 248H189V249H187ZM87 249H88V251L92 250V252L90 251V253H89L87 251ZM120 249H121V247H120ZM142 249L143 250L145 249V250L143 251ZM182 249H183V251H182ZM17 250L18 251L21 250V251L18 253V252H16ZM185 250L187 252H185ZM24 251H26L28 254L26 252L24 253ZM204 251H206V252H204ZM9 252L12 253L13 256L10 255ZM52 252L56 253V254L54 253V256L56 255V258L52 255L53 254ZM62 252L66 253V254L63 255ZM93 252H94V254L92 255L91 253H93ZM98 252H99L100 255L98 254L96 256V254ZM103 252L104 251L102 250V254H103ZM141 252H142V254L140 255ZM152 252H154V253H152ZM201 252H203V253L201 254ZM213 252L216 253L217 256H215L216 254L215 255L213 254L214 256H212ZM15 253H17V254H15ZM45 253H47V254L43 255ZM204 253L206 254V256L209 259H207V258L205 259L206 256L204 257ZM23 254L24 255L26 254L28 257L26 255L23 256ZM76 254L78 255V257H77ZM86 254L89 257L92 255L91 257H93V258H90L88 260L89 257L87 256V258H86L87 260H84L85 262H81V259L83 260V257H84L83 255H86ZM200 254L203 255V257H204V259H201V258H203L201 256V258H200L201 261H199V258H198V257H200ZM16 255H18V257L20 259L22 257H24V259L22 258L23 260L22 259L20 260ZM61 255L64 256V258ZM208 255L209 256L211 255L213 258L209 257ZM5 256H8V257H5ZM31 256L33 258H31ZM60 256H61V259H60ZM2 257H3V260H2ZM12 257L13 258L15 257V258L12 259ZM29 257L31 258V260L29 259ZM66 257H68V258H66ZM53 258H54V260H53ZM37 260L40 261V262L38 263ZM48 260H49V262H48ZM72 260L70 262H72ZM41 261L42 262L44 261V262L41 263ZM34 262H31V263L29 262V264H35ZM63 263H65V262H62V264Z\"/></svg>",
  "mask_w": 264,
  "mask_h": 264
},
{
  "label": "bare ground",
  "instance_id": "obj_2",
  "mask_svg": "<svg viewBox=\"0 0 264 264\" xmlns=\"http://www.w3.org/2000/svg\"><path fill=\"white\" fill-rule=\"evenodd\" d=\"M4 1H5V0H2V1H0V2H4ZM6 1H7V0H6ZM6 1H5V2H6ZM8 1H9V0H8ZM10 1H11V0H10ZM10 1H9V2H10ZM12 1H13V0H12ZM29 1L31 2V0H29ZM29 1H28V2H29ZM34 1H35V0H34ZM36 1H37V0H36ZM41 1H42V0H41ZM62 1H63V0H62ZM75 1H76V0H75ZM77 1H81V0H77ZM121 1L123 2L124 5H123L122 3H118V4H120V5L122 4L121 7H119V8L124 7L126 3L128 4V2L125 3L123 0H120V2H121ZM146 1H148V0H146ZM152 1H153V0H152ZM204 1H205V0H204ZM206 1L211 2L212 0H206ZM13 2H14V1H13ZM30 2H29V5H30ZM118 2H119V1H118ZM149 2L151 3V1H149ZM154 2H155V1H154ZM171 2H172V1H171ZM7 3H8V2H6L5 5H6ZM14 3H15V2H14ZM17 3L19 4V8H23V6H22V5H23V2H20V1H19V2H17ZM41 3H42V2H41ZM44 3L47 4L48 1H47V3H46V1L44 0ZM44 3H43V4H44ZM150 3H149V4H150ZM155 3H156V2H155ZM165 3H166V2H165ZM1 4H2V3H1ZM8 4H9V3H8ZM27 4H28V3H27ZM33 4H34V2H33ZM33 4H32V5H33ZM38 4H39V3H38ZM38 4H37V5H38ZM45 4H44V5H45ZM64 4H65V3H64ZM118 4H117V1H116V4H115V5L117 6ZM5 5H4V6H1V5H0V6H1V8L4 7V9H5L7 6H9V5H7V6L5 7ZM25 5H26V4H25ZM35 5H36V4H35ZM37 5H36V6H37ZM41 5H42V4H41ZM112 5L114 6V3H113ZM120 5H118V6H120ZM153 5H154V4H152V7H153ZM11 6H12V4H11ZM33 6H34V5H33ZM36 6H34V8H36ZM76 6H77V5H76ZM130 6H131V5H130ZM130 6H129V8H130ZM150 6H151V5H150ZM154 6L156 7L157 5L155 4ZM13 7H14V6H13ZM13 7H12V8H13ZM41 7L43 8V9H42L43 12L46 11V10H44V8L47 7V6H45V7H44V6H41ZM48 7H49V6H48ZM48 7H47V9L51 11L52 9H51L50 7H49V8H48ZM52 7H53V6H52ZM111 7H112V6H111ZM114 7H115V6H114ZM14 8H15V7H14ZM125 8H126V7H125ZM125 8L122 9V10H125ZM127 8H128V7H127ZM132 8H133V6H132ZM2 9H3V8H2ZM8 9H9V8H8ZM8 9H7V10H8ZM23 9H24V8H23ZM54 9H55V8L53 7V11H54ZM56 9H57V8H56ZM0 10H1V9H0ZM5 10H6V9H5ZM15 10H16V9H14V11H13V10H12V11L15 13ZM29 10H30V7H29ZM38 10H39V9H38ZM40 10H41V9H40ZM42 10H41V12H42ZM59 10H60V9H59ZM76 10H77V9H76ZM139 10H140V9H139ZM157 10H158V9H157ZM10 11H11V10H10ZM18 11H19V10H18ZM21 11H22V10H21ZM55 11L57 12L58 10H55ZM71 11H72V10H71ZM140 11H141V10H140ZM155 11H156V10H155ZM2 12H3V11H2ZM19 12H20V11H19ZM33 12H34V10H33ZM35 12H37V10H36ZM35 12H34V13H35ZM38 12H39V11H38ZM41 12L39 13V15H38V13H36V14L38 15V17H40V15H42ZM43 12H42V13H43ZM51 12H52V11H51ZM58 12H59V11H58ZM0 13H1V12H0ZM16 13H17V12H16ZM16 13H15V15H16ZM20 13H21V12H20ZM34 13H33V15H35ZM44 13H45V12H44ZM44 13H43V15H44ZM46 13L48 14L49 12L46 11ZM46 13H45V15H44V18H45V16H46ZM52 13H53V12H52ZM52 13H50V16H49V17H51V14H52ZM60 13H62V12H60ZM9 14H10V13H9ZM9 14L7 13V14H6L7 16H5V15L2 13V14H0V18H1V16L4 15L5 17H3V18H5V19H3V20H4V22H5L6 19H7L6 17H8ZM11 14L13 15V13H11ZM23 14H24V13H22L21 15L23 16ZM25 14H26V11H25ZM28 14H29L28 16H29L31 19H34V18H36L35 20L38 19L37 15H36V17L32 18L33 16L31 15V13H28ZM55 14H56V13H55ZM55 14H54V15L52 14V16H55ZM156 14H157V13H156ZM12 15H11V16H12ZM30 15H31V16H30ZM43 15H42V16H43ZM75 15H76V14H75ZM77 15H78V14H77ZM143 15H144V14H143ZM18 16H20V15H18ZM24 16H25V15H24ZM26 16H27V15H26ZM28 16H27V17H28ZM47 16H48V15H47ZM56 16H58V15L56 14ZM56 16H55V17H56ZM62 16H63V15H62ZM72 16H74V15L72 14ZM72 16H71V17H72ZM158 16H159V15H158ZM158 16H157V17H158ZM181 16H182V15H181ZM208 16H209V15H208ZM16 17H17V16H16ZM27 17H25V18H27ZM29 17H28V19H29ZM49 17H46V20H44V21L50 20L51 18H49ZM55 17H53L52 19L54 20ZM59 17H60V16H59ZM59 17H57V18H59ZM82 17H83V16H82ZM144 17H145V16H144ZM186 17H187V16H186ZM193 17H194V16H193ZM205 17H206V16H205ZM8 18H9V17H8ZM13 18H14V17H13ZM40 18H42V17H40ZM73 18H74V17H73ZM75 18H76V17H75ZM183 18H184V17H183ZM187 18H189V17H187ZM20 19H21V18H20ZM42 19H43V18H42ZM59 19H61V18H59ZM90 19H91V18H90ZM118 19H120V18H118ZM118 19H117V20H118ZM148 19H149V18H148ZM181 19H182V18H181ZM1 20H2V19H1ZM7 20H8V19H7ZM17 20H18V19H17ZM55 20H56V19H55ZM61 20H64V19H61ZM65 20H66V19H65ZM78 20H79V21H78ZM78 20H77V22H80V19H78ZM117 20H116V21H117ZM123 20H124V19H123ZM149 20H150V19H149ZM200 20H201V19H200ZM202 20H203V19H202ZM8 21H10V20H8ZM8 21H7L6 23H8ZM23 21H24V23L26 22V20H23ZM38 21H40V19H39ZM70 21H71V20H70ZM91 21H92V20H91ZM116 21H115V22H116ZM196 21H197V20H196ZM17 22H18V21H17ZM21 22H22V19H21ZM34 22H35V21H34ZM34 22H33V23H34ZM49 22H52V20H50ZM53 22H54V21H53ZM53 22H52V23H53ZM62 22H63V21H62ZM62 22H61V23H62ZM77 22H76V23H77ZM107 22H108V21H107ZM154 22H155V21H154ZM181 22H182V21H181ZM184 22H185V21H184ZM200 22H201V21H200ZM0 23L2 24V21H1ZM12 23H13V22H12ZM12 23L9 22L8 24H11L10 26H12V25L14 24V23H13V24H12ZM18 23H19V22H18ZM44 23H45V22H44ZM44 23H43V22H42V23H39V24H40L39 27L42 26L41 24L44 25ZM52 23H50V24H52ZM73 23H74V22H73ZM81 23H82V22H81ZM113 23H114V21H113ZM113 23H108V24H110V26L112 25L113 28H114L115 25H114ZM118 23H119V25H120L121 21H117V24H118ZM162 23H163V22H162ZM162 23H161V24H162ZM28 24H29V23L27 22V23H26L27 27H26L25 25H23V23H22L21 25L25 26L26 28H29L30 26H29ZM35 24H37V22H36ZM46 24H47V23H45V27H44V28H46ZM54 24H57V23L54 22ZM58 24H59V23H58ZM74 24H75V23H74ZM77 24H79V23H77ZM115 24H116V23H115ZM163 24H164V23H163ZM163 24H162V25H163ZM186 24H187V23H186ZM5 25H6L5 28H7V24H5ZM15 25H16V24H15ZM21 25H19V26H21ZM31 25H32V24H31ZM33 25H34V24H33ZM37 25H38V24H37ZM121 25H122V24H121ZM16 26H17V25H16ZM23 26H21V27H23ZM50 26H52V25H50ZM53 26H54V25H53ZM53 26H52V27H53ZM58 26H59V25H58ZM82 26H83V25H82ZM89 26H90V25H89ZM89 26H88V27H89ZM91 26L93 27V25H91ZM124 26H125V25H124ZM169 26H170V25H169ZM169 26H167V27L165 26V27L167 28V32L170 34V33H171V30H173L174 27L171 28V26H173V25H171V26H170L171 30H168ZM207 26H208V27H207V29H206V31H205L204 34H202V33L199 31L198 28H192V27H191L192 29L190 28L191 30H189L187 33H186V31H187V29H186V31H184V32L186 33V34H185V37L188 36V35H190L191 43H190V45H187L188 47L185 45V46H186V49H184L185 47H182V48L184 49V52H185L186 50H189L190 53H191V60H190V62H187V63H189L190 65H192V66H194V67H199V68H203V69L207 66V60H208V58H209L208 56H209V53L211 52V50H214V49H216V48H221V47H223L224 44H225L226 37H227V30H226V29L223 27V25H222L219 21H217L215 18H211V17L209 16V20H208V25H207ZM12 27L14 28L15 26H12ZM34 27H37V26L34 25ZM47 27H48V26H47ZM52 27H51L50 32L52 31V29H53L55 26H54L53 28H52ZM88 27H87V28H88ZM92 27H91V28H92ZM96 27H97V26H96ZM116 27H117V28L119 27V30H120V28H121V30H125V29H126V30H125L126 32H124V34H126V33L129 31V30L127 31V26H125L126 28H124L123 25H122V27L116 25ZM159 27H160V26H159ZM17 28L19 29L18 26H17ZM31 28H32V27H31ZM41 28H42V27H41ZM70 28H71V27H70ZM70 28H68V30H69ZM78 28L80 29V28H81V25H80V27H78ZM82 28H83V27H82ZM84 28H86V27H84ZM89 28H90V27H89ZM123 28H124V29H123ZM148 28H149V27H148ZM166 28H165L164 30H166ZM9 29H10V28H9ZM9 29H7V30H9ZM18 29H17V31H18ZM39 29H40V28H39ZM62 29H63V28H62ZM62 29H61V30H62ZM95 29H96V28H93V29H92V32H93V33L95 32V31H93V30H95ZM110 29H111V28H110ZM110 29H109L108 32H110ZM153 29H154V28H153ZM161 29H162V27H160L159 29L156 28L157 31H158V30L162 31ZM175 29H177V28H175ZM4 30H5V29H4ZM20 30H23V29L21 28ZM20 30H19V31H20ZM43 30H44V29H43ZM48 30H49V28H47V30L44 31V33L47 31L46 35L48 34ZM54 30H55V31H54ZM54 30H53V31H54L55 33H57L58 35L63 34L62 32H61V34H59V32L57 31V28H55ZM70 30H72V29H70ZM97 30H98V27H97ZM100 30L103 31L102 29L99 28V31H97V33H99V32L101 33ZM114 30H115V29H114ZM164 30H163V31H164ZM177 30H178V29H177ZM177 30H176V32H177ZM9 31L11 32V36H12V34L14 35V32H16V33L18 34V32L16 31V28H15V30H14L13 33H12L11 30H9ZM9 31L6 32V34L3 33V34L6 36V38H8V39H9V37H10V35L8 36ZM23 31H25V29H24ZM23 31H22V32H23ZM27 31H29V30H27ZM40 31H41V29H40ZM56 31H57V32H56ZM62 31H63V30H62ZM64 31H67V29H65ZM73 31H76V30H73ZM73 31H71V32L73 33ZM79 31H80V30H79ZM88 31H90V30L88 29ZM88 31H87V34H88L87 36H89L88 38H87L86 36L84 37V35H83V37L86 39L85 41H92V38H93V39H94V42H96V41H95L96 38L94 37V36L96 35V32H95V35H94V36L92 35V33H90V34H91V37H92L91 40H90V39H89V38H90V35H89ZM111 31H112V30H111ZM152 31H153V30H152ZM160 31H159V32H160ZM4 32H5V31H4ZM25 32H26V31H25ZM25 32H24V34H25ZM38 32H39V31H38ZM41 32H43V31H41ZM41 32H39V33H41ZM50 32H49V34H50ZM71 32H68V31H67L66 33L64 32V36H65L66 39H65V41H63V42H65L64 45L60 42V43L63 45L62 47H66V46L68 47L67 44H69V42L66 43V40H68V37H66V36L68 35L67 33H70V34H71V36H70V34H69V36L71 37L70 39H72V40L74 39V38H72V37L75 36V35L78 33V31H77V33H73V34H72ZM113 32H116V30L113 31ZM129 32H130V31H129ZM155 32H156V31H155V29H154V33H155ZM159 32H158V33L156 32L155 34H156V35L158 34V35H160V36H158V37H161L162 35L159 34ZM167 32H166V33H167ZM173 32H174V31H172V33H173ZM26 33H27V32H26ZM33 33H34V31H33ZM39 33H38V34H39ZM51 33H53V32H51ZM55 33H54V35H56ZM81 33H82V32L80 31V33H79L78 36H82V35H80ZM100 33H99V36H100V35L103 36V34H100ZM103 33L105 34V32H103ZM111 33H112V32H111ZM118 33L121 34L122 32H116V34H118ZM252 33H253V30L250 31V32H248V33H246V34H244V36H243V38H242V41H241V43H240L239 51H238L237 54H235V55H234V54H230V55H229V58L220 59V60L216 63V66H215V74H212V76H210V78H209L207 81H205V83L203 82V83H204V87H203L204 90H203V91H204V97H205L204 100H205L206 97L208 96V94H209V90H210V89H211V90L213 89L212 86H214V82L217 81L216 78L220 77V75H222L223 73H227V72H228V73H229V72L232 73V71L236 70L237 72H242V71H243L244 73L250 75L251 77H255V76L257 75V74L255 75V73H253V71L255 72V69L252 70L251 63H250V61H249V59H248V52L250 51V42H251V39H252ZM3 34H1V36H2ZM9 34H10V33H9ZM20 34H21V33L19 32V35H20ZM24 34H23V35H24ZM35 34L37 35V32H36ZM41 34H43V33H41ZM49 34H48V35H49ZM65 34H67V35H65ZM74 34H75V35H74ZM83 34H84V33H83ZM124 34H123V35H124ZM131 34H132V33H131ZM162 34H163V33H162ZM174 34H175V33H174ZM183 34H184V33H183ZM33 35H34V34H33ZM43 35H44V34H43ZM43 35H40V36H38V37L36 36V37H37L36 39H34V38H35V36H34V38H32V39L35 40V41H37V39L40 38V37L43 36ZM48 35H47L46 37H49ZM51 35H53V34H51ZM51 35H50V36H51ZM85 35H86V34H85ZM105 35H109V37H112L114 34H113V35H112V34L110 35V34H107V33H106ZM105 35H104V36H105ZM156 35H154V37H155ZM163 35L165 36V33H164ZM170 35H173V34H170ZM176 35H178V34L176 33ZM176 35H175V39H173V40H175V41H176ZM5 36H4V37H5ZM7 36H8V37H7ZM15 36H16V38H17V35H15ZM15 36H12V37L14 38ZM56 36H57V35H56ZM62 36H63V35H62ZM64 36H63V37H64ZM76 36H77V35H76ZM78 36H77V38H78ZM104 36H103V37H104ZM115 36H116V35H115ZM119 36H120V35H119ZM121 36H122V35H121ZM121 36H120V37H121ZM167 36H168V35H167ZM173 36H174V35H173ZM173 36H172V37H173ZM178 36H179V35H178ZM178 36H177V39H178ZM19 37H20V36H19ZM21 37H22V35H21ZM23 37H24V36H23ZM25 37H27V35H25ZM25 37H24V38H25ZM52 37H53V36H51L49 39L51 40ZM59 37H60V36H58L57 40H58V41H59V40L61 41V39H62L63 37H60V39H59ZM96 37H97V36H96ZM109 37L106 36L105 38L107 39V38H109ZM116 37H117V36H116ZM120 37H119V39H120ZM122 37H125V36H122ZM179 37H181V36H179ZM27 38H28V37H27ZM42 38L44 39V36H43ZM54 38H55V37H54ZM77 38H75V39H77ZM81 38H82V37H81ZM81 38L79 37V40H81ZM84 38H82V40H83ZM99 38H100V37H99ZM143 38H144V37H143ZM162 38H163V36H162ZM166 38H167V37H166ZM168 38H169V37H168ZM168 38H167V39H168ZM186 38H187V37H186ZM186 38H185V40H187ZM0 39H1V37H0ZM2 39H3V38H2ZM18 39H19V38H18ZM28 39H29V38H28ZM28 39H26V41H27ZM47 39H48V38H47ZM100 39H103V38L101 37ZM109 39H111V38H109ZM113 39H114V36H113ZM164 39H165V38H164ZM181 39H183V36H182ZM4 40H6V39L4 38ZM12 40H14V39L11 38V42H13ZM20 40H21V41H20ZM41 40H42V39H40L38 42L40 43ZM50 40H49V41H50ZM52 40H53L52 42H54L56 39H55V40L52 39ZM57 40H56L55 42H57ZM77 40H78V39H77ZM77 40H76V41H77ZM151 40H153V39H151ZM168 40L170 41V38H169ZM179 40H180V38H179ZM179 40H177V41H178L177 44H176V42H174V43H175V44H174V47H175V45H176V47H177L178 44H179V45H181V44L183 45L184 42H185V43L187 42V41H184V39H183V41H179ZM7 41H9V40H7ZM14 41H15V40H14ZM19 41L22 42V39H19ZM24 41H25V40H23V42H24ZM43 41H44V40H43ZM49 41H48V43L51 42V41H50V42H49ZM68 41H69V40H68ZM76 41H75V42H76ZM154 41H155V40H154ZM188 41H189V36H188ZM5 42H6V41H5ZM9 42H10V41H9ZM9 42H8V43H9ZM17 42H18V41H17ZM17 42H16V43H17ZM45 42H46V38H45ZM70 42L72 43L73 41H70ZM156 42H157V39H156ZM159 42H160V40H159ZM181 42H183V43H181ZM189 42H190V41H189ZM189 42H188V44H189ZM8 43H7V44H8ZM39 43H36V44H38V45H37L38 49H39V48H41V49H42V48L45 49L44 47L46 46L45 44H46L47 42H46V43L41 42L42 45H43L44 47H43L41 44H39ZM60 43H57V44H56V43H55V44L53 43L54 45H53L52 43H50V44H51L52 47L54 46V48H55V45H59ZM71 43H70V44H71ZM77 43H78V44H73V45H77V46H79V41H78ZM87 43H88V42H87ZM87 43H86V44H87ZM151 43H152V42H151ZM163 43L165 44V42H163ZM169 43H170V42H169ZM12 44H14V43H12ZM25 44H27V42H25ZM61 44H60V45H61ZM83 44H84V43H83ZM83 44H81L82 48H83ZM86 44H84V46H85ZM88 44H89V43H88ZM94 44H95V43H94ZM153 44H155V43L153 42ZM158 44H162V43L160 42V43H158ZM164 44H163V45H164ZM171 44H172V43H171ZM0 45H2V44L0 43ZM15 45H16V44H14L13 46L11 45L12 48H13ZM17 45H18V44H17ZM20 45L23 47L24 43H22V44H20ZM20 45H18V47H19ZM28 45H29V44H28ZM39 45H41L42 47H39ZM60 45H59V47H61ZM71 45H72V44H71ZM73 45L71 46V48L73 47ZM91 45H93V43H92ZM91 45H89V46L91 47ZM95 45H97V44H95ZM95 45H94V47L96 48ZM155 45H156V44H155ZM182 45H181V46H182ZM4 46H5V45H4ZM11 46H10V47H11ZM25 46H27V45H25ZM25 46H24V47H25ZM35 46H36V45H35ZM47 46H50V45L47 44ZM51 46H50V47H51ZM69 46H70V45H69ZM87 46H88V45H87ZM87 46H86V47H87ZM159 46H160V45H159ZM171 46H173V45H170V47H171ZM183 46H184V45H183ZM0 47H1V46H0ZM24 47H23V48H24ZM28 47H29V46H28ZM62 47H61V48H62ZM67 47H66V51H68ZM74 47H75V46H74ZM74 47H73V48H74ZM90 47L87 48V49H90ZM155 47L158 48L157 45H156ZM155 47H152L151 49H153V48L155 49ZM164 47H165V45H164ZM166 47H167V46H166ZM166 47H165V48H166ZM12 48H11V49H12ZM20 48H21V47H20ZM69 48H70V47H69ZM76 48H77V47H76ZM76 48H75V49H76ZM80 48H81V47H80ZM84 48H85V47H84ZM95 48L92 47V50L95 49ZM145 48H146V47H145ZM157 48H156V50H157ZM187 48H188V49H187ZM28 49H29V48H28ZM46 49H47V47H46ZM52 49H53V48H52ZM55 49H56V48H55ZM63 49H64V48H63ZM142 49H143V48H142ZM168 49H169V48H168ZM168 49H167V50H168ZM178 49H179V48H178ZM3 50H4V49H3ZM15 50H17V51L20 52V50H18V49H16V48H15ZM22 50H23V49H22ZM22 50H21V51H22ZM24 50H26V49H24ZM60 50H61V49H60ZM70 50L73 51V49H70ZM78 50H80V49L78 48ZM78 50H76V51H78ZM82 50H83V52H85V51H86V48H85V49H82ZM92 50H91V51H92ZM159 50H160V49H159ZM167 50L164 49V52L167 51ZM173 50H174V49H173ZM0 51H1V50H0ZM27 51H28V50H27ZM27 51H22V52H20V54H18L16 51H13V52H16V54L19 55V57H18L16 54H15V55H16L18 58H20V55L23 54V55H22V57H23V56L26 54V53H24V52H27ZM72 51H70V53H72V55H74V53H73ZM76 51H74L75 54H77ZM89 51H90V50H89ZM91 51H90L89 54H88V50H87V53H86L87 57H90V55L94 54V53H91ZM122 51H123V49H122ZM131 51H132V50H131ZM131 51H129V52L132 54L133 51H132V52H131ZM149 51L151 52V50H149ZM152 51H153V50H152ZM1 52H2V51H1ZM78 52H79V51H78ZM80 52H82V51H80ZM80 52H79V53H80ZM83 52H82V53H83ZM93 52H94V51H93ZM155 52H158V51H155V50H154V51H153V54H156ZM160 52H162V54H164L162 50H161ZM170 52H171V51H170ZM176 52H177V53H176L175 55H179L178 50H177ZM2 53H4V52H2ZM7 53H8V52H7ZM68 53H69V51H68ZM90 53H91V54H90ZM142 53H143V52H142ZM142 53H141V55H142ZM211 53H212V52H211ZM211 53H210V54H211ZM80 54H81V53H80ZM84 54H85V53H84ZM84 54H83V55H84ZM131 54H130V55H131ZM135 54H136V53H135ZM143 54H144V53H143ZM148 54H149V53H148ZM150 54H151V53H150ZM153 54H151V55H153ZM81 55H82V54H81ZM133 55H134V54H133ZM138 55H139V54H138ZM141 55H140V56H141ZM151 55H150V56H151ZM175 55H173V56H175ZM26 56H27V54H26ZM26 56H25V57H26ZM77 56H78V55H76L75 58H77ZM140 56H138V57H140ZM142 56H143V55H142ZM142 56H141V57H142ZM5 57H6V56H5ZM25 57H23V58H25ZM72 57H73V56H72ZM146 57H147V56H146ZM151 57H153V59H156L157 57L159 58L160 56L157 55V57H154V55H153V56H151ZM177 57H178V56H177ZM1 58H3V57H1ZM75 58H74V59H75ZM85 58H86V57H85ZM158 58L156 59L157 62H158ZM170 58H171V57H170ZM170 58H169V59H170ZM173 58H174V57H173ZM173 58H171V61H170V62H172V59H173ZM175 58H176V57H175ZM188 58H189V57H188ZM10 59H11V58H10ZM14 59H15V58H14ZM30 59H31V58H30ZM183 59H184V58H183ZM2 60H3V59H2ZM2 60H1V62H2ZM54 60H55V59H54ZM71 60H73V59H71ZM161 60H162V59H161ZM10 61H11V60H10ZM12 61H13V60H12ZM23 61H24V59H23ZM137 61H138V60H137ZM154 61H155V60H154ZM156 61H155V63H157ZM183 61H184L185 64H186V61H185V60H183ZM1 62H0V65H1ZM21 62H22V61H21ZM29 62L31 63V61H29ZM89 62H90V61H89ZM139 62H140V61H139ZM53 63H54V62H53ZM70 63H72V62L70 61ZM70 63H69V65H70ZM134 63H135V62H134ZM3 64H5V63H3ZM10 64H11V63H10ZM96 64H97V63H96ZM13 65H14V63H13ZM13 65H11V67H12ZM25 65H26V64H25ZM61 65H62V64H61ZM90 65L92 66L93 64H90ZM134 65H135V64H134ZM1 66H2V65H1ZM5 66H6V64H5ZM14 66H15V65H14ZM63 66H64V65H63ZM66 66H67V64H66ZM70 66L72 67V64H71ZM91 66H90V67H91ZM104 66H106V65H104ZM104 66L102 65L101 67H104ZM107 66L110 67L109 64H108ZM107 66L104 68L105 73H107V71H108V70H107ZM118 66H119V65H118ZM118 66H117V67H118ZM153 66H154V65H153ZM187 66H188V64H187ZM11 67H10V68H11ZM27 67H28V66H27ZM29 67H30V66H29ZM67 67H68V66H67ZM71 67H69V69H70ZM97 67H98V65H97ZM99 67H100V66H99ZM99 67H98V70H99ZM101 67H100V69H101ZM135 67H136V66H135ZM4 68H5V67H4ZM13 68H14V67H13ZM15 68H16V67H15ZM19 68H20V67H19ZM22 68H23V67H22ZM133 68H134V67H133ZM254 68H255V67H254ZM6 69H7V68H6ZM27 69H28V68H27ZM30 69H31V68H30ZM83 69H84V68H83ZM108 69H109V68H108ZM197 69H198V68H197ZM22 70H23V69H22ZM28 70H29V69H28ZM70 70H73V69H70ZM102 70H103V68H102ZM102 70H101V71H102ZM109 70H110V69H109ZM24 71H25V67H24ZM39 71H40V70H39ZM99 71H100V70H99ZM1 72H2V71H0V73H1ZM7 72H9V71H7ZM25 72H27V71H25ZM75 72H76V71H75ZM85 73H86V72H85ZM102 73H104V72L102 71ZM108 73H109V71H108ZM1 74H3V73H1ZM1 74H0V76H1ZM239 74H240V73H239ZM2 76H3V75H2ZM24 76H25V75H24ZM245 76H247V75H245ZM26 77H27V76H25V79H28V78H26ZM247 77H248V76H247ZM3 78H4V79H7V78H5V75H4ZM109 78H110V77L107 76L106 79L108 80ZM248 78H249V77H248ZM248 78H247V79H248ZM17 79H18V78H17ZM14 80H15V79H14ZM30 80H31V79H30ZM30 80H29V81H30ZM112 80H114V79H112ZM112 80H111V81L108 80V81L106 82V84H104V85L108 88L109 86H111V85L114 83ZM190 80H192V79H190ZM248 80L250 81V79H248ZM8 81H9V79H8ZM11 81H12V80H11ZM16 81H17V80H16ZM115 81H116V80H115ZM160 81H161V80H160ZM219 81H220V80H219ZM261 81H262V80H261ZM2 82H3V81H2ZM24 82H25V81H24ZM111 82H113V83H111ZM116 82H117V81H116ZM121 82H122V83H121ZM121 82H120V83L123 84V85H121V84H120V85H119V84L116 85L117 88H114V91H113V93H111V94L117 97V100L114 99V101H118V98H119V103H120V105H117V107H116V105H114V106H115L114 108H118V106L121 107V111L123 110L122 112L125 113V117H124V119H125V121L127 122V121H130L131 118H132V117H131L130 120H128V119H129L128 117H130L129 115H132V114L134 115L133 112H136V111L139 110L140 108L143 109L144 106L146 107V105H145V101H144L143 99H142V102H141L140 100L137 101V102H134V101H135V100H134V97H131L132 94H126V95H130V97H129V96H125L124 94H125V92H127V89H128V88H127V87H125V89H124V88H120V86H123V87H124L125 84H126V82H125L124 80H122ZM123 82H125V84H124ZM193 82H194V81H193ZM217 82H218V81H217ZM250 82H251V81H250ZM5 83H6V82H5ZM5 83H3V85H4ZM8 83H9V82H8ZM8 83L6 84V85H7V88H8V92H9L8 95H10V92L12 93L13 91L15 92V91L19 90V89H20V85L23 86V85L20 84L19 82H18L19 84H17L16 82H15L16 84H15V83H12V82L9 83V84H8ZM21 83H23V80H22ZM26 83H27V82H26ZM26 83H24V85H25ZM30 83H31V82H30ZM218 83H219V82H218ZM220 83L222 84L223 81H222V82L220 81ZM252 83H253V82H252ZM0 84H1V82H0ZM157 84H158V83L156 82L155 86H157V90H158L160 84H159V86H158ZM191 84H192V82H191ZM253 84H254V83H253ZM127 85H128V84H127ZM143 85H144V84H143ZM88 86H89V85H88ZM114 86H115V85H114ZM118 86H119V87H118ZM145 86L147 87V85H145ZM145 86H144V87H145ZM190 86H193V84L190 85ZM251 86H252V84H251ZM25 87H26V86H25ZM93 87H94V86H93ZM111 87H113V86H111ZM111 87H110V88H111ZM128 87H129V85H128ZM146 87H145V88H146ZM248 87H249V85H248ZM2 88H3V87H2ZM5 88H6V87H5ZM110 88H109V89H110ZM130 88H131V87H130ZM142 88H143V86L138 87V88L134 89V91L137 92V91L141 90ZM184 88H185V87H184ZM3 89H4V88H3ZM92 89H93V88H92ZM104 89H106V88L104 87ZM111 89H112V88H111ZM155 89H156V87H155ZM155 89H153V90H155ZM216 89H219V86H218V85H217V88H216ZM22 90H23V89H20V91H22ZM25 90H27V89H25ZM143 90H144V89H142L141 91H143ZM213 90H214V89H213ZM251 90H252V89H251ZM27 91H28V90H27ZM93 91L95 92V90H93ZM103 91H104V90H103ZM106 91H107V90H106ZM187 91H188V90H187ZM189 91H190V90H189ZM1 92H2V91H0V93H1ZM6 92H7V89H6ZM6 92H4V94H5ZM87 92H88V95H90L89 93H90L91 91H87ZM87 92H86V93H87ZM130 92H131V90L128 89V92H127V93H130ZM178 92H179V91H178ZM178 92H177V91H176V92L174 91L173 94H172L173 97L176 96L175 94L178 93ZM184 92H185V91H183V93H184ZM190 92H191V91H190ZM2 93H3V92H2ZM15 93H16V92H15ZM15 93H14V94H15ZM22 93H23V92H22ZM92 93H93V92H91V94H92ZM153 93L157 94L155 91H153ZM179 93H181V92H179ZM195 93H196V92H195ZM195 93H193V94H195ZM20 94H21V93H20ZM38 94H39V93H38ZM38 94H36V95H38ZM98 94H99V93H98ZM101 94H103V92H101ZM105 94H107V92H106ZM105 94H104V95H105ZM185 94H187V93H185ZM185 94H184V95L181 94V96H183V97H180V96L178 97V96H177L178 98H180V99H178L179 102L176 103V106L174 105L175 102H174V104H173V105H174L173 107H175L174 109H175V111H176L175 114L178 113V117H177V115H176L177 121H179L178 118H179V119H180V118L183 119L185 113H186L185 117L187 116V111L189 112V110H187L188 104H190V103H189L190 100H191V101L193 100L192 98H191V99H188L189 96H188V97H185ZM217 94H218V93H217ZM0 95H1V94H0ZM2 95H3V94H2ZM6 95H7V94H6ZM23 95H24V94H23ZM23 95H20V96L23 97ZM39 95H40V94H39ZM39 95H38V96H39ZM99 95H100V94H99ZM99 95H98V96H99ZM104 95H103V96H104ZM123 95H124V96H123ZM177 95H178V94H177ZM179 95H180V94H179ZM187 95H188V94H187ZM249 95H250V94H249ZM249 95H248V96H249ZM11 96H12V95H11ZM13 96H14V95H13ZM20 96H19V97H20ZM28 96H29V95H28ZM93 96L96 97L95 95H93ZM93 96L91 95V98H92ZM105 96H106V95H105ZM109 96H110V95H109ZM194 96H196V95H194ZM226 96L228 97L227 93H226ZM226 96H225V97H226ZM9 97H10V96H9ZM19 97L17 98V96H16L17 100L19 99ZM25 97H26V99H28V98H27V95H25ZM36 97H37V96H36ZM39 97H42V95L39 96ZM112 97H113V96H112ZM116 97H115V98H116ZM154 97H155V95H153V99H154ZM171 97H172V96H171ZM230 97H231V96H230ZM230 97H229V98H230ZM0 98H2V97H0ZM30 98L32 99L31 96H30ZM30 98H29V100H30ZM37 98H38V97H37ZM155 98H156V97H155ZM175 98H176V97H175ZM249 98H250V97H249ZM3 99H5V97H3ZM3 99H0V100L3 101ZM6 99H7V97H6ZM10 99H12V98H10ZM10 99H9V100H10ZM35 99H36V98H35ZM41 99H42V98H41ZM226 99H227V101H228V98H226ZM239 99H240V98H239ZM241 99H242V97H241ZM14 100H15V99H14ZM21 100H22V98H21L19 101L22 102L23 100H22V101H21ZM37 100L40 101V98H38ZM42 100H43V99H42ZM42 100H41V101H42ZM83 100H84V99H83ZM104 100H105V99H104ZM222 100H223V99H222ZM229 100H230V99H229ZM242 100H243V99H242ZM242 100H241V101H242ZM12 101H13V100H12ZM12 101H11V102H12ZM19 101H18V102H19ZM24 101H26V103H28L27 100L24 99ZM32 101H33V100H32ZM35 101H36V100H35ZM47 101H48V100H47ZM114 101H113V102L110 101V103L113 105V104H115ZM244 101H245V99H244ZM5 102H6V104H7V101H5ZM5 102H4V103L1 102V103L4 105ZM29 102H30V101H29ZM103 102H104V101H102V103H103ZM108 102H109V101H108ZM203 102H204V101H203ZM207 102H208V99H207ZM237 102H239V100H238ZM237 102H236V103H237ZM247 102H248V98H247ZM1 103H0V104H1ZM24 103H25V102H24ZM24 103L22 104V105L25 106V107L23 106V110H24V108H26V110H27V109H28V108L26 107L27 104L25 105ZM33 103H34V101H33ZM37 103H38V102L36 101L35 104H37ZM39 103L41 104L42 102H39ZM44 103L47 104V106L45 105L44 108H46V107L48 108V103H47V102H44ZM44 103H42V104H44ZM116 103H118V102H116ZM240 103H241V102H240ZM8 104H12V103H8ZM13 104H14V103H13ZM16 104H17V102H16ZM31 104H32V103L30 102V105H31ZM72 104H73V103H72ZM177 104H178V106H177ZM237 104H238L237 106H239V103H237ZM19 105H20V104H18L17 106H19ZM28 105H29V104H28ZM28 105H27V106H28ZM37 105H38V104H37ZM201 105H202V104H201ZM224 105H227V102H226ZM249 105H250L251 107H253V105H251V104L248 103L247 108L250 107ZM0 106H2V105H0ZM11 106H12V105H11ZM11 106L8 105V107H11ZM13 106H14V105H13ZM17 106H15V107H17ZM40 106H42V105H40ZM40 106H37V107H39V108H37V109H40ZM49 106H50V105H49ZM109 106H111V105H109ZM133 106H134L135 109H136V108H138V109H136V110L134 109L135 111H132ZM203 106L205 107V105H203ZM241 106H242V105H241ZM15 107H14V108H15ZM21 107H22V106H21ZM112 107H113V106H112ZM173 107L171 106V107L169 108V110H170L169 112H171V111L173 110ZM225 107H226V106H224V108H225ZM251 107H250V109H251ZM6 108H7V107H6ZM11 108H12V107H11ZM11 108H10V109H11ZM42 108H43V107H41V109H42ZM44 108H43L42 111H41V115L43 114L42 116L46 117V116H48V112H47V113L45 112L47 115H44ZM70 108H71V107H70ZM73 108H74V107H73ZM201 108H203V107H201ZM219 108H221V107H219ZM219 108H217V109L220 111ZM224 108H223V109H224ZM226 108H227V107H226ZM233 108H234V106H233ZM244 108H245V107H244ZM12 109H13V108H12ZM17 109H18V108H17ZM19 109H20V108H19ZM19 109H18V110H19ZM30 109L32 110L33 108H30ZM49 109H50V107H49ZM53 109H54V108H53ZM53 109H52V110H53ZM105 109H106V108H105ZM239 109H240L239 107H235V108H234V110H233V112H234L233 116H234V118H237V120H238V126L240 127L241 130H243L244 134H246V133H248V131L251 129V126L253 125V122H254V123H255V122L257 123V121H254V120H255L254 118H255V113H256V110H255L256 107L252 108L251 110H250L249 108L247 109V110H248V114H249V116H246L247 114H244V115L242 116V115H241V112H243L244 110H243V111H239ZM241 109H243V108L241 107ZM23 110L20 109L19 113H21V111H23ZM26 110L24 111V113L26 112ZM33 110H34V109H33ZM35 110H36V109H35ZM35 110H34V111H35ZM56 110H57V109H56ZM112 110H113V109H112ZM115 110H116V109H115ZM196 110H197V111H196V116H198V118L201 117L202 119H204V117H205V119H206L207 115H206L205 113H202V111L200 110L199 106L197 107ZM225 110H226V109H224L223 111L225 112ZM247 110H246V112H247ZM5 111H9V110L7 109V110H5ZM12 111H13V110H12ZM12 111H11V114L9 113L10 115L13 114ZM45 111H48V109L45 110ZM50 111H51V110H50ZM54 111H55V110L51 111L52 114H49V115H50V116H48L49 118H52V117L54 118V115L56 116V114H57V116L59 115L58 112L56 113V112H54ZM83 111H84V112H88V113H90V112H89L90 109H89V110H84V109H83ZM118 111H120V110L118 109ZM142 111H143V110H142ZM173 111H174V110H173ZM200 111H201V112H200ZM206 111H207V110H205V112H206ZM258 111H260V110H258ZM2 112H3V111H2ZM14 112H18V111L16 110V111H14ZM30 112H31V111H30ZM42 112H43V113H42ZM72 112H73V111H72ZM84 112H83V113H84ZM122 112H121V113H122ZM203 112H204V111H203ZM213 112H214V111H213ZM221 112H222V111H221ZM224 112H223V113H224ZM239 112H240V113H239ZM5 113H7V112H5ZM27 113H28V112H27ZM32 113H33V112H32ZM36 113H38V112L36 111ZM36 113H35V114H36ZM39 113H40V112H39ZM39 113H38V114H39ZM49 113H50V112H49ZM55 113H56V114H55ZM75 113H76V112H75ZM91 113H92V112H91ZM91 113H90V114H91ZM121 113H118V116H121ZM123 113H122V114H123ZM131 113H132V114H131ZM136 113H137V112H136ZM166 113H167V112H166ZM199 113L204 114L203 117H202V116H199V115H201V114H199ZM208 113H209V112H208ZM210 113H211V112H210ZM214 113H215V112H214ZM223 113H221V114H223ZM260 113H261V112H260ZM260 113H258V116L256 115L257 118L259 117V114H260ZM14 114H15V113H14ZM14 114H13L12 116H14ZM28 114H29V113H28ZM30 114H31V113H30ZM30 114H29V115H30ZM35 114H34V115H35ZM72 114H73V113H72ZM221 114H220V115H221ZM225 114H226V113H225ZM225 114L222 115V116L225 117ZM242 114H243V113H242ZM10 115H7V116L10 117ZM20 115H21V114H20ZM20 115H19V116H20ZM34 115L32 114V116H34ZM51 115H52V117H51ZM85 115L87 116V113H86ZM179 115H180V116H179ZM194 115H195V112H194ZM205 115H206V116H205ZM214 115H215V114H213L212 116L210 115L211 118H210V117H209V118H210L211 120H214V118L217 119V120H216V124H217V123H219V122H217V121H218L220 118H219V119L217 118V114H216V117H215ZM218 115H219V113H218ZM3 116H4V115H3ZM35 116H37V115H35ZM38 116H39V115H38ZM57 116H56V117H57ZM86 116H85V117H86ZM136 116H138V115L136 114ZM182 116H183V117H182ZM196 116H195V117H196ZM222 116H220V117H222ZM235 116H236V117H235ZM1 117H2V115H1ZM5 117H6V116H5ZM9 117H6V118H8V119L10 120V122H12V124H13L14 121H15V123H17L16 119H15V120H11L12 117H11V118H9ZM15 117H16V116H14V118H15ZM17 117H18V114H17ZM23 117H24V115H22V117H19V118H18V121H19V119H20V120H23ZM48 117H47V119H48ZM88 117H89V115L87 116V118H88ZM195 117H193V118H195ZM212 117H214V118L212 119ZM224 117H222V119H224ZM2 118H3V117H2ZM24 118H25L26 121H27L26 115H25ZM33 118H34V117H33ZM38 118H40V117H37L36 119H38ZM76 118H77V117H76ZM82 118H83V117H82ZM90 118H91V115H90V117L88 118V120H90ZM126 118H128V119H126ZM134 118H135V117H134ZM176 118H175V120H176ZM196 118H197V117H196ZM198 118H197V120H196L197 122H198ZM209 118L207 119V121H210ZM8 119H7V120L4 119V121H7V122H6L7 124L10 123V122H8V121H9ZM12 119H13V118H12ZM29 119H32V118H29ZM29 119H28V120H29ZM36 119H34V120H36ZM42 119H43V118H42ZM42 119H38L39 121H36V122L38 123V122H40V120H41V121H46L45 118H44V120H42ZM54 119H55V118H54ZM78 119H79V118H78ZM84 119H85V118H84ZM122 119H123V118H121V119H119V120H116V121H114V122H115L116 124H118L119 121H120L119 124H121V120H122ZM182 119H181V121H182ZM199 119H200V118H199ZM202 119H201V120H202ZM52 120H53V119H52ZM85 120H86V119H85ZM192 120H193V119H192ZM224 120L227 121V120H226V117H225ZM23 121H24V120H23ZM26 121H25V122H26ZM77 121H78V120H77ZM90 121L92 122V120H90ZM125 121L122 122V123H125ZM199 121H200V120H199ZM214 121H215V120H214ZM214 121H210V122H208V123H209V124L211 123L212 125H214ZM21 122H22V121H21ZM25 122H22L23 124H21L20 121H19L18 123H20V124H18V123H17V124L20 125V126H21V125H26V124H24ZM29 122H30V120H29ZM29 122H27V123H29ZM33 122H34V121H33ZM33 122H30V123L33 124ZM71 122H72V121H71ZM87 122H88V121H87ZM186 122H187V121H186ZM202 122H204V120H203ZM212 122H213V123H212ZM244 122H245V123H246V122H249V123H248V124H245ZM3 123H4V122H3ZM15 123H14V125H16ZM46 123H47V122H46ZM54 123H55V122H54ZM62 123H63V122H62ZM180 123H181V122H180ZM182 123L184 124L185 122L182 121ZM194 123H196L195 120H194ZM194 123H191V124H194ZM200 123H201V122H200ZM228 123H229V122H228ZM4 124H5V123H4ZM38 124H39V123H38ZM41 124H42V123H40V125H39L38 127H37V126H33V127H35L34 130H35L36 132H38V131H37L38 129H39V130L42 129V131H43V133L41 132L39 135H37V137H39L41 134H44L45 129H47V128H45V127L49 125V124L47 123L48 125L46 124V126L43 127V125H44L45 123H43L42 126H41ZM58 124H60V123H58ZM74 124H75V123H74ZM119 124H118V125H119ZM125 124H126V123H125ZM125 124H122V125H124L125 128H126V126H127V128H128V125H125ZM177 124H178V123H177ZM191 124H190V125H191ZM198 124H199V123H198ZM216 124H215V125H216ZM259 124H260V123H259ZM0 125H1V124H0ZM2 125H3V124H2ZM10 125H11V124H9V126H10ZM33 125H34V124H33ZM65 125H66V124H65ZM93 125H94V124H93ZM93 125H91V126H93ZM95 125H96V124H95ZM95 125H94V126H95ZM122 125H121L122 128L120 127L121 130L118 129L119 126L116 127V128L118 129V131H123V130H124V128H123ZM184 125L186 126L187 124H184ZM190 125H188V127H191V126H192V125H191V126H190ZM254 125H255V124H254ZM256 125H258V124H256ZM256 125H255V126H256ZM261 125H263V124H261ZM5 126H7L8 129H9V128H12V130L15 128V126H14V128H13V127H9L8 125H4V127H3V126H1V127H3L4 129H7V128H5ZM29 126H31V125H29ZM78 126L80 127V125H78ZM83 126H84V124H83ZM91 126H90V124L88 125V123H87V127H86V126L83 127V128H86V131H84V133H85V132H89V129H91ZM94 126H93V127H94ZM194 126H196V125L194 124ZM17 127H19V126H17ZM26 127H27V126H26ZM26 127H25V128H26ZM39 127H40V128H39ZM41 127H43L44 129L41 128ZM50 127H51V129H52V126H50ZM64 127H65V126H64ZM69 127H70V126H69ZM81 127H82V126H81ZM93 127H92V128H93ZM211 127H212V126H211ZM211 127H210V129H211ZM258 127H259V125H258ZM3 128H2V129H3ZM20 128H22V126H21ZM23 128H24V126H23ZM25 128H24V131H25ZM27 128H30V127H27ZM27 128H26V130H28ZM36 128H38V129L36 130ZM48 128H49V127H48ZM83 128H82V129H83ZM95 128H96V127H94L93 129H91V130H93V131H91V133H92V132H95V130H94ZM213 128H215V127L213 126ZM213 128H212V129H213ZM261 128L264 129L262 126H261ZM49 129H50V128H49ZM76 129H77V128H76ZM79 129H80V128H79ZM87 129H88V130H87ZM122 129H123V130H122ZM208 129H209V127H208ZM208 129H207V130H208ZM12 130H10V131H12ZM15 130H16V128H15ZM19 130H20V129H19ZM19 130H18V131H19ZM21 130H22V129H21ZM21 130L19 131L18 134H22V133H23V132L20 133ZM70 130H71V129H70ZM84 130H85V129H84ZM126 130H127V129H126ZM126 130H124L123 133H125ZM128 130H129V129H128ZM128 130H127V131H128ZM205 130H206V129H205ZM213 130H214V129H213ZM213 130H212V131H213ZM255 130H256V129H255ZM10 131H9L8 133H9V135H10L11 137H12V136L14 137V134L17 133V132H16V133L13 132L14 134L12 133V135H11V132H10ZM22 131H23V130H22ZM31 131H32V130H31ZM31 131H30V132H31ZM46 131H47V130H46ZM72 131H73V130H72ZM77 131H78V130H77ZM101 131H102V130H101ZM210 131H211V130H210ZM28 132H29V131H28ZM28 132H26V134H27ZM48 132H50V131H48ZM78 132H79V131H78ZM81 132H83V130H82ZM81 132H80V133H81ZM113 132L115 133V131H113ZM0 133H1V132H0ZM45 133H46V132H45ZM84 133H83V134H84ZM118 133L120 134V132H118ZM123 133H121V134L123 135ZM127 133H129V132H127ZM127 133H126V134H127ZM3 134H4V133H3ZM5 134H6V135H3V136H5V137H8V136H9V135L7 134V132H6ZM28 134H29V133H28ZM32 134H34V133H32ZM36 134H38V133H36ZM81 134H82V133H81ZM83 134H82V136L84 137L85 134L87 135L88 133H85L84 135H83ZM106 134H109V133H106ZM116 134H117V132H116L115 134L111 135V136H113L112 138L110 137V138H111L110 141H111V142L113 141V143H114V140L117 139V138H114V137H118V136H119V134H117V135H116ZM232 134H233V133H232ZM235 134H236V133H235ZM1 135H2V134H1ZM23 135H24V134H23ZM47 135H48V134H47ZM89 135H90V136H91V135L94 136V133L90 134V132H89ZM103 135L105 136L104 133H103ZM124 135H125V134H124ZM127 135H128V134H127ZM132 135H133V134H132ZM135 135H136V134H135ZM3 136L0 137V140H2V138H4ZM10 136H9V138H10ZM17 136H18V135H17ZM29 136H30V134H29ZM41 136H42V135H41ZM41 136H40V137H41ZM77 136H78V134H77ZM120 136H121V135H120ZM128 136H129V135H128ZM228 136H229V135H228ZM230 136H232V135H230ZM240 136H241V135H240ZM262 136H264V135H262ZM18 137H20L19 140H20V139H24V140H25V137L27 138L28 136L25 135L24 138H23V136H18ZM40 137H39V139H40ZM45 137H46L45 134H44V138L41 137V138L44 139V143L47 142V141H45V140H47V139H45ZM78 137H79V136H78ZM83 137H82V138H83ZM96 137H97V136H96ZM121 137H122V136H121ZM121 137H120V138H121ZM123 137H124V136H123ZM123 137H122V138H123ZM130 137H131V134H130ZM223 137H224V135H223ZM234 137H235V136H234ZM242 137H243V136H242ZM15 138H16V136H15ZM15 138H13L12 140H17V139H18V138H17V139H15ZM80 138H81V137H80ZM108 138H109V137H108ZM126 138H127V137H126V135H125V138H123V140L126 139ZM128 138H129V137H128ZM226 138H228V137H226ZM226 138H225V140H226ZM5 139H7V138H4V140H5ZM35 139H36V138H35ZM91 139H92V138H91ZM223 139H224V138H223ZM234 139H235V138H234ZM240 139H241V138H240ZM8 140H9V139H8ZM8 140L5 141V142H7L8 144H10L9 142L11 141V143H12L11 138H10L9 142H8ZM28 140H29V138H28ZM28 140H25V141L27 142ZM92 140H93V139H92ZM118 140H119V139H118ZM2 141H3V140H2ZM33 141H34V140H32V142H33ZM40 141H41V140H40ZM229 141H232V140H229ZM229 141H228V142H229ZM3 142H4V141H3ZM13 142L15 143V141H13ZM18 142H20V141H18ZM18 142L16 141V143H18ZM28 142H31V141L29 140ZM32 142H31V143H32ZM88 142H89V141H88ZM115 142L117 143V140H116ZM119 142L121 143L120 140H119ZM119 142H118V143H119ZM125 142H126V141H125ZM241 142H242V141H241ZM243 142H245V141H243ZM243 142H242V145H243ZM7 143H4V144H7ZM16 143L14 144V146L16 145ZM21 143H23V142H21ZM21 143H19L20 145L17 144L15 147L18 148V146H21ZM33 143H34V142H33ZM33 143H32V144H33ZM41 143H42V142H41ZM91 143H92V142H91ZM107 143H110V142H107ZM107 143H106V144H107ZM120 143H119V144H120ZM123 143H124V142H123ZM123 143H122V144H123ZM253 143L255 144V142H253ZM26 144H27V143H26ZM29 144H30V143H29ZM29 144H28V146H29ZM32 144H31V146H32ZM34 144H35V143H34ZM224 144H225V143H224ZM254 144H253V145H254ZM1 145H2V144H1ZM36 145H37V144H36ZM41 145H42V144H41ZM108 145L110 146V144H108ZM112 145H113V144H112ZM115 145H116V144H115ZM120 145H121V144H120ZM125 145H126V144L124 143V146H125ZM228 145H229V143H228ZM228 145H226V147H228ZM2 146H3V145H2ZM22 146H23V145H22ZM33 146H34V145H33ZM43 146H44V145H43ZM45 146H46V145H45ZM124 146H123V147H124ZM126 146H127V145H126ZM126 146L124 147V150H125V151H124L123 148L121 147V149H122V150L124 151V153H125V154L122 153V154L124 155L123 157L126 156V152H127V151H126V150H127V149H126ZM230 146H231V145H230ZM6 147H7V146H6ZM111 147H112V146H111ZM224 147H225V146H224ZM232 147H233V146H232ZM238 147H239V146H238ZM251 147H252V146H251ZM256 147H257V146H256ZM1 148H2V147H1ZM4 148H5V147H4ZM7 148H8V147H7ZM22 148H23V147H22ZM33 148H35V147H33ZM33 148H32V149H33ZM117 148H118V147H117ZM229 148H231V147H229ZM239 148H240V147H239ZM252 148H253V150H254V147H252ZM252 148H251V149H252ZM257 148H258V147H257ZM113 149L116 150V148H113ZM113 149H111V150H113ZM118 149H119V151H120V147H119ZM220 149H221V148H220ZM225 149H226V148H225ZM1 150H2V149H1ZM3 150H5V149H3ZM10 150H11V144H10ZM15 150H17V149H15ZM20 150L22 151V149H19L18 151L20 152ZM23 150H24V149H23ZM109 150H110V149H109ZM115 150H114V151H115ZM231 150H232V149H231ZM235 150H236V149H235ZM238 150H239V149H238ZM248 150H249V149H248ZM260 150H261V149H260ZM114 151L110 152L109 155H112V154L114 153ZM119 151H117L118 153H117V152H116V153L122 155L121 152H119ZM123 151H122V152H123ZM244 151H245V150H244ZM254 151H255V152H256V151L258 152V149H257V150L255 149ZM254 151H253V152H254ZM263 151H264V148H263ZM263 151H261V154H259V155H263V154H262ZM3 152H4V151H3ZM3 152H2V153H3ZM8 152H10V151L8 150L7 153H8ZM12 152H13V151H12ZM35 152H36V151H35ZM35 152H34V153H35ZM39 152H40V151H39ZM223 152H224V151H221V153H223ZM242 152H243V150H242ZM246 152H247V150H246ZM253 152H251V153H253ZM0 153H1V152H0ZM4 153H5V152H4ZM14 153H16V152H14ZM20 153H21V152H20ZM116 153H115V154H116ZM240 153H241V152H240ZM247 153H248V152H247ZM5 154H6V153H5ZM9 154H10V153H9ZM11 154H12V153H11ZM18 154H19V153H18ZM36 154H37V152H36ZM36 154H35V156H36ZM226 154H227V153H226ZM241 154L243 155V153H241ZM248 154H250V153H248ZM256 154L258 155V153H256ZM2 155H4V154H2ZM2 155H0V156H2ZM120 155H118V156L116 155L117 157H116V156H114V157L112 156V158H116V159H117V158H120V157H121ZM217 155H219V154H217ZM231 155H232V154H231ZM253 155H255V154L253 153ZM7 156H9V155L7 154ZM7 156H5L4 158H6ZM13 156H15V155L12 154L11 157H13ZM19 156H21V155H19ZM22 156H24V155H22ZM37 156H38V154H37ZM119 156H120V157H119ZM219 156H220V155H219ZM219 156H217L218 158H216V159H219ZM225 156H226V155H225ZM235 156H236V155H235ZM245 156H247V155H245ZM245 156H244V157H245ZM2 157H3V156H2ZM11 157H10V158H11ZM185 157H187V156H185ZM215 157H216V156H215ZM222 157H223V156H222ZM238 157H239V156H238ZM247 157H248V156H247ZM250 157H251V156H250ZM254 157H256V156H254ZM7 158H8V157H7ZM10 158H9V159H10ZM16 158H18V157H16ZM16 158H14V159L12 158V159H13V160H17ZM19 158H22V157H19ZM36 158H37V157H36ZM112 158H111V159H112ZM128 158H129V157H128ZM187 158H188V157H187ZM187 158H186V159H187ZM236 158H237V157H236ZM252 158H253V157H252ZM261 158H262V157H260V159H261ZM12 159H11V160H12ZM32 159H33V158H32ZM32 159H31V162H32V163H33V162L35 163V161H34L35 159H33V161H32ZM37 159H38V162H42V161H40V160H41V157H40V158H37ZM39 159H40V160H39ZM111 159L108 160V163H109L108 167L110 166V162H111L110 160H111ZM121 159H122V160H121L122 162L128 160L127 157H126V158H122V157H121ZM123 159H125V160H123ZM129 159H130V158H129ZM189 159H190V158H189ZM193 159H194V158H192L191 161H192ZM214 159H215V158H214ZM216 159H215V161H216ZM229 159H230V158H229ZM253 159H254V158H253ZM253 159H251V160H253ZM255 159L257 160V162H258V160H260V159H258V157L255 158ZM21 160H22V159H21ZM21 160H17L18 163H19V165L22 164V163H20ZM23 160H25V158H24ZM112 160H114V161L111 162V164H112L111 166H114V167L119 166L118 168H120V167H121V164H123V163H120L121 161H118V160H120V159L117 160L119 163H118L117 161H115V159H112ZM134 160H135V159H134ZM134 160H133V161H131V159L129 160L130 163H133V164L131 165V167L134 166V163H136V162H134ZM194 160H195V159H194ZM251 160L249 159V162H251ZM262 160H263V159H262ZM262 160H260V161H262ZM17 161H16V162H17ZM36 161H37V160H36ZM191 161H190V162H191ZM199 161H200V160H199ZM206 161H207V160H206ZM212 161H213V160H212ZM212 161H211V162L208 161V162H209V165H210V164L213 165L214 162L212 163ZM217 161H220V160H217ZM235 161H236V160H235ZM254 161H255V160H254ZM260 161H259V162H260ZM27 162H29L28 165H30V161H27ZM53 162H54V161H53ZM113 162L118 163V164H120V165L115 166L116 164L113 163ZM192 162L195 163L194 161H192ZM201 162H203V161L201 160ZM224 162H225V160H224ZM243 162H244V160H243ZM257 162H256V163H257ZM5 163H6V162H5ZM25 163H26V161H25ZM47 163H48V162H47ZM130 163H129V164L127 163L126 165H125V163H124V165L127 166V165H130ZM205 163H206V162H205ZM216 163H217V162H216ZM218 163H219V162H218ZM220 163H222V162L220 161ZM220 163H219V164H220ZM253 163H254V162H253ZM260 163H261V162H260ZM262 163H264V162L262 161ZM262 163H261V164H262ZM16 164H17V163H16ZM26 164H27V163H26ZM113 164H115V165H113ZM190 164H191V166H192V163H190ZM198 164L200 165V162H199ZM198 164H197V166L199 167ZM207 164H208V163L203 164V165H207ZM214 164H215V163H214ZM223 164H224V163H223ZM242 164H243V163H242ZM246 164H247V165H250L251 163L249 164V163L246 162ZM8 165H9V164H8ZM23 165H24V162H23ZM31 165H32V164H31ZM33 165H34V164H33ZM39 165H41V164H39ZM39 165H37L39 168H40V167L43 168V166H39ZM42 165H44V164H42ZM49 165H50V164H49ZM188 165H189V164H188ZM188 165H187V166H188ZM201 165H202V163H201ZM220 165H221V164H220ZM220 165H219V167H220V169H221V166H220ZM228 165H229V164H228ZM243 165H244V166H243V167H244L243 170H244V169L246 170V168L248 169L249 166L247 167V165H246V166H245V164H243ZM256 165L258 166V164H256ZM256 165H255V166H256ZM2 166H4V165H2ZM6 166H7V165H6ZM14 166H15V164H14ZM17 166H18V165H17ZM21 166H22V165H21ZM51 166H52V165H50V168H51ZM135 166H136V165H135ZM213 166H214V165H213ZM233 166H234V165H233ZM255 166H254V168H255ZM257 166H256V167H257ZM261 166H262V165H261ZM22 167H23V166H22ZM22 167H20V168H22ZM44 167H46V166H44ZM47 167H49V166H47ZM114 167H113V168H114ZM129 167H130V166H129ZM129 167H128V166H127V167H124V166L122 165V167H121L120 169H121V170H124V169L126 168V169H128V170H127V172H128L129 169H130ZM137 167H138V166H137ZM198 167H195V168H197V169H196L197 171L194 170V172L196 171L197 174H199V176L196 178L197 174H196V172L194 173V174H196V176H194V177L196 178L195 180H200V179H198L199 177H200L201 180H202V177L205 176V175H210V177H211V176H212L211 174L214 173V172L212 171V169H214V168H212V167H211L212 169L209 168V169H211V171L207 168L208 172H206V174H204L205 171H203V173H202V172L200 171L201 169L199 170ZM200 167H201V166H200ZM202 167H203V166H202ZM202 167H201V168H202ZM208 167H210V166H208ZM214 167L216 168V166H214ZM245 167H246V168H245ZM250 167H251V166H250ZM258 167H259V166H258ZM262 167H263V166H262ZM17 168H18V167H17ZM17 168H15L16 170H13V171H15V172L17 171L16 174H18V176H17V175H16L17 177H15L14 175H13V176H14L15 179L18 180V179L20 178L18 172H20L21 170H22L21 172H23V169H21V170L18 171ZM23 168H25V167H23ZM26 168H27V166H26ZM31 168H32V167H31ZM33 168H34V167H33ZM41 168H40V169H41ZM106 168H107V167H106ZM118 168H117V170H118ZM186 168H188V167H186ZM193 168H194V167H192V169H193ZM204 168H206V167H204ZM217 168H218V167H217ZM28 169H30V168L28 167ZM35 169H36V168H35ZM40 169L38 170V172L40 171ZM47 169H48V168H47ZM47 169H46V170H47ZM114 169H115V168H114ZM114 169H113V170H114ZM202 169H203V168H202ZM220 169H219V170H220ZM237 169H238V168H237ZM251 169H252V168H251ZM1 170L3 171V169H1ZM26 170H27V169H26ZM26 170H25V171H26ZM42 170H43V169H42ZM121 170H119V171H121ZM130 170L132 171V170H134V169H130ZM198 170H199L201 173L198 172ZM238 170H239V169H238ZM44 171H45V168H44ZM44 171H43V175L45 176L46 171H45V172H44ZM102 171H103V170H102ZM135 171H136V170H135ZM209 171H210V172H209ZM246 171H247V170H246ZM3 172H4V171H3ZM3 172H2V176H3V174H4L5 172H7V171H5L4 173H3ZM29 172H31V171H29ZM33 172H34V171H33ZM38 172H37V173H38ZM48 172H49V174H50V173H51V170H49ZM48 172H47L46 175H49ZM133 172H134V171H133ZM133 172H132L131 174H133ZM136 172L138 173L139 171L137 170ZM191 172H192V171H191ZM211 172H212V173H211ZM218 172H219V171H218ZM231 172H232V171H230V173H231ZM240 172H241V171H240ZM242 172H243V171H242ZM0 173H1V172H0ZM11 173L13 174L14 172H10V173H8V175L10 174V176H11ZM27 173H28V172H25V175H26ZM40 173H42V172L40 171ZM40 173H39V175H40ZM106 173H107V172H106ZM123 173H124V171H123ZM123 173H122V171H121V173H118V171H117L116 174L113 173V174L116 175V177H118V178L114 177L113 174H112V175H113V178H112V176H111V178L106 177V176H105V177H106V179L108 178V179H107L108 181H109V179H111L110 181H112V179L116 178V179H114V181H112V183H111V182L109 183V184H111V186H112L113 184H114V186H115L117 180L119 181V177H121ZM137 173H134V174L137 175ZM139 173H141V172H139ZM139 173H138L137 176H138V177H142V174H141V176H140ZM207 173H210V174H207ZM219 173H220V172H219ZM243 173H245V172H243ZM28 174H29V175H27V178H29L28 176H30V173H28ZM92 174L94 175L95 173H92ZM96 174H97V173H96ZM117 174H118V175H117ZM194 174H193V175H194ZM200 174H201V175L204 174V175L201 177ZM4 175H5V174H4ZM20 175H21V174H20ZM25 175L23 174V177H25ZM33 175H34V174H33ZM33 175H31V176H33ZM43 175H42V176H43ZM50 175H51V174H50ZM171 175H173V174H171ZM174 175H175V174H174ZM193 175H192V176H193ZM213 175H214V174H213ZM215 175H216V174H215ZM215 175H214V176H215ZM221 175H222V174H221ZM235 175H236V173H235ZM37 176H38V175H37ZM37 176H36V174H35V177H33L34 180L32 181V183H33V182H34V183H35V182H40L41 178H40V180L38 179L39 181H35V179H36ZM95 176H96V175H95ZM101 176H103V175H101ZM101 176H100V177H101ZM123 176H124V178H125V175H123ZM123 176H122V177H123ZM130 176H131V175H130ZM130 176H128L129 179H131V177H132V176H131V177H130ZM192 176H191V177H192ZM11 177H12V176H11ZM18 177H19V178H18ZM45 177H48V176H45ZM88 177H89V176H88ZM100 177H99V180L103 179V178L100 179ZM128 177H127V178H128ZM134 177H135V176H134ZM189 177H190V176H189ZM7 178H8V177H7ZM27 178H26L25 181H27ZM48 178H50V177H48ZM48 178H44V179L47 180V182H48V180H49ZM86 178H87V177H85V179H86ZM89 178H90V180H89L88 178H87L88 180L86 179L87 182L89 181L90 183H92V181L95 180L94 177H93V179H91V178H92V175H91V177H89ZM132 178H133V177H132ZM216 178H217V176H215V179L213 180V181H214V184H210V182H213V181H210V179H209L210 182H209V183L207 182L211 188H214V187H212V186H213V185H216V183H217V182L215 183ZM225 178H226V181H227V179L229 178V175H225ZM3 179H4V178H3ZM3 179H1V182H0V183H2V180H3ZM11 179H12V178H11ZM31 179H32V178H31ZM83 179H84V178H83ZM129 179L126 180V183H129ZM133 179H134V178H133ZM133 179H132V180H133ZM137 179H138V178H137ZM137 179H136V180H137ZM140 179H142V178H140ZM191 179L193 180V178H191ZM234 179H235V178H234ZM22 180H23V179H20L19 182L22 181ZM42 180H43V179H42ZM42 180H41V181H42ZM45 180H44V182H45ZM91 180H92V181H91ZM122 180H123V178H122ZM124 180H125V179H124ZM124 180H123V181H124ZM132 180H131V184L136 183L135 181H134V183H132V182H133ZM206 180H208V177H207V176H206ZM232 180H233V179H232ZM235 180H237V179H235ZM9 181H10V178H9ZM11 181H12V180H11ZM11 181H10V182H11ZM84 181H85V180H81V182H83L84 185H86V184L88 185V183H86V182H84ZM108 181H106V182H108ZM123 181L120 180V182H118V183L120 184V183L123 182ZM127 181H128V182H127ZM139 181H140V180H139ZM193 181H194V180H193ZM216 181H217V180H216ZM220 181H221V180H220ZM224 181H225V180H224ZM6 182H8V181L5 180V184H6ZM13 182H15V180H14ZM13 182L10 183V184L13 185V184H14ZM50 182H51V180H49V183H50ZM103 182H104V180H103ZM103 182H102V184H103ZM113 182H114V183H113ZM198 182H199V181H198ZM205 182H206V181H205ZM236 182H237V181H236ZM8 183H9V182H8ZM16 183H17V184H16ZM16 183H15V184L18 185L17 187H20V188L22 187V186H20L21 183H18L17 181H16ZM32 183H31V185H32ZM40 183H41L40 185L43 184V182H40ZM96 183H97V182H96ZM99 183H100V182H99ZM140 183H141V181H140ZM191 183H193V182H191ZM199 183H200V182H199ZM207 183H204V184H205V187H206V184H207ZM221 183H222V182H221ZM2 184H3V185H2ZM2 184H1L2 187L5 186L4 183H2ZM23 184H24V182H23ZM35 184H37V183H35ZM35 184H33V187L36 186ZM45 184H46V182H45ZM45 184H44V185H45ZM51 184H52V183H51ZM51 184H48V183H47L46 186H50ZM100 184H101V183H100ZM119 184H117V187H119ZM123 184H125V183H123ZM123 184L120 185V187H119L120 189H117L118 191H117L116 189H112V188H111V189H112V190H115V191H117V192L119 193V190L121 191V189H122V191H123V188H124V186H125L124 191L126 192L125 189H126V186H128V184H127V185L125 184V185L123 186V188H121ZM131 184H129V187L131 186ZM189 184H190V183H189ZM201 184H202V183H201ZM31 185H27V186H31ZM37 185H39V184H37ZM70 185H71V184H70ZM70 185H69V186H70ZM103 185H105V184H103ZM136 185L138 186L139 183L136 184ZM191 185H192V184H191ZM191 185H190V187H191ZM196 185H197V184H196ZM196 185H195V183H193V186H196ZM211 185H212V186H211ZM229 185H230V184H229ZM7 186L10 187L11 185L7 184ZM42 186H43V185H42ZM42 186L40 187L42 192H41L40 190H38V191H39V192L37 191L38 194H39V193L44 194L43 192H44L46 189H47V191H45V192H46V193L49 192V191H48V188H46V189L43 191V190H42ZM93 186H94V184H93ZM97 186H98V183H97ZM106 186H107V184H106ZM111 186H109V187H111ZM132 186H134V185H132ZM137 186H136V187H137ZM187 186H188V185H187ZM237 186H238V185H237ZM2 187L0 186V188H2ZM12 187H13V186H12ZM37 187H39V186H37ZM103 187H105V186H103ZM117 187H115V188H117ZM197 187L199 188L198 185H197ZM197 187H196V189H197ZM235 187H236V186H235ZM14 188H15V186H14ZM20 188H17V190H20ZM25 188H26V186H25ZM31 188H32V187H31ZM43 188H44V187H43ZM74 188H77V187H74V186H73V189H74ZM81 188H82V187H81ZM107 188H108V186H107ZM206 188H209V187H206ZM10 189H11V188H10ZM37 189H38V188H37ZM67 189H68V188H67ZM93 189H95V188H92V191H93ZM214 189H215V188H214ZM233 189L235 190V188H233ZM2 190H3V189H2ZM2 190H1V191H2ZM4 190H6V189H4ZM17 190H16L15 193H17ZM33 190H35V188L29 190V192H27V196H28V194L30 193V191H31V193H32ZM77 190H79V189H77ZM82 190H83V189H81V191H82ZM87 190H88V191H91L90 188L87 189ZM95 190H96V189H95ZM95 190H94V191H95ZM104 190H105V189H104ZM137 190H138V188H137ZM182 190H183V189H182ZM187 190H188V189H187ZM191 190H192V188H191ZM193 190H194V189H193ZM198 190H199V189H198ZM198 190H197V191H198ZM208 190H209V189H208ZM221 190H222V189H221ZM85 191H86V190H85ZM127 191H128V190H127ZM138 191L140 192L141 190L139 189ZM210 191H211V189H210ZM210 191H208V192H210ZM212 191H213V193H214V190H213V189H212ZM230 191H231V190H230ZM232 191H233V190H232ZM232 191H231V193H232ZM20 192H21V191H20ZM20 192L18 191V193H19L18 195H20V198H21V197H23V195L21 196V194L23 193V191H22V193H20ZM24 192H25V191H24ZM75 192H76V191H75ZM78 192H79V191L76 192V195H77ZM86 192H87V191H86ZM111 192H112V191H111ZM111 192H109V193H111ZM192 192H193V191H192ZM192 192H191V193H192ZM194 192H195V191H194ZM198 192H199V191H198ZM200 192H201V191H200ZM203 192H204V191H203ZM215 192H216V191H215ZM222 192H223V194H224L225 190L220 191V193H222ZM228 192H229V191H228ZM235 192H236V190H235ZM238 192H239V191H238ZM0 193H1V192H0ZM71 193H72V192H71ZM93 193H94V192H93ZM118 193H117V194H118ZM128 193H129V192H128ZM137 193H138V192H137ZM191 193H190V194H191ZM231 193L229 192V195H230ZM233 193H234V192H233ZM8 194H9V193H8ZM13 194H14V193H13ZM23 194L25 195V193H23ZM38 194H37V195H38ZM78 194H79V193H78ZM90 194H91V192L89 193L88 200L86 199V200H87L86 203H88V201H89V203H90V201H91V200H89V198H90ZM96 194H97V193H96ZM113 194H114V193L112 192V196H115V195H116V194H114V195H113ZM123 194H124V193H122V195H123ZM126 194H127V192H126ZM139 194H140V193H139ZM201 194H202V193H200L199 195H201ZM206 194H207V193H206ZM223 194H221V195H223ZM9 195H10V194H9ZM45 195H46V194H45ZM45 195H44V196H45ZM79 195H81V196L79 197ZM79 195H77V197H78V198H81V197L85 196L86 194H84V195L79 194ZM105 195H106V193L103 195V197H104ZM109 195H111V194H109ZM199 195H198L197 201H198V199L200 198ZM208 195H209V194H208ZM212 195H213V194H212ZM218 195H219V194H218ZM218 195H217V196H218ZM221 195H219V198L221 197V198H222V202L224 203V201H226V199L224 200V199H223V198H224V197H223L224 195H223V196H221ZM241 195H243V194H241ZM4 196H5V195H4ZM4 196H2V197H4ZM12 196H13V195H12ZM14 196H15V194H14ZM14 196H13V197H14ZM31 196H33V194L30 195V197H31ZM39 196H40V194L38 195V197L35 195V197H37L38 200H39ZM98 196H99V194H98ZM100 196H102V195L100 194ZM116 196H117V195H116ZM126 196H127V195H126ZM185 196H186V195H185ZM215 196H216V194H215ZM215 196H214V197H215ZM239 196H240V194H239ZM2 197H1V198H2ZM13 197H12V198H13ZM28 197H29V196H28ZM35 197L33 196V199H34ZM86 197H87V196H86ZM95 197H96V196H95ZM106 197H107V196H106ZM110 197H111V196H110ZM174 197H175V196H174ZM209 197L211 198V196H209ZM225 197H227V195H226ZM232 197L234 198L235 196H232ZM240 197H241V196H240ZM8 198H9V197H8ZM14 198H15V197H14ZM17 198H18V197L16 196V199H17ZM25 198H26V197H25ZM31 198H32V197H31ZM31 198H29V199H31ZM40 198H42L41 200L45 199V198H43V196L40 197ZM74 198H76V197H75V194H74ZM112 198H113V197H112ZM124 198H125V200L127 199L126 201H124V203L130 201L129 198H126V197H124ZM180 198H182V197H180ZM183 198H184V197H183ZM202 198H203V197H202ZM207 198H208V197H207ZM210 198H209V199H210ZM3 199L8 200V202H13V201H9V199H7V198H2V200H3ZM16 199H15V204H17ZM21 199H24V197L21 198ZM21 199L18 198L17 200L20 201ZM46 199H47V198H46ZM46 199H45L44 201H46ZM93 199H95V198H93ZM99 199H100V198H99ZM105 199L107 200L108 197L105 198ZM191 199H192V198H191ZM239 199H240V198H239ZM6 200L3 201V202H7ZM12 200H13V199H12ZM25 200H27V198L24 199V201H25ZM38 200H37V201H38ZM82 200H83V199H82ZM84 200H85V199H84ZM110 200H111V199H110ZM123 200H124V199H123ZM128 200H129V201H128ZM188 200H189V198H188ZM204 200H205V201L207 200V199H206V196H205V199H204ZM211 200H212V199H211ZM211 200H209V201H211ZM216 200H217V199H216ZM223 200H224V201H223ZM0 201H1V199H0ZM29 201H30V200H29ZM29 201H28V202H29ZM31 201H32V200H31ZM37 201H36V202H37ZM77 201H78V200H77ZM108 201H109V200H108ZM108 201H107V202H108ZM113 201H114V200H113ZM184 201H186V200H184ZM192 201H193V199H192ZM209 201H208V203H207V201H206V203L209 204V203H210ZM219 201H221V199H220ZM219 201L217 200L218 203H222V202H219ZM8 202H7V204H8ZM26 202H27V201H26ZM26 202H25V203H26ZM28 202H27V203H28ZM33 202H35V201L33 200L32 203H33ZM94 202H97V200H95ZM101 202H102V201H101ZM103 202H104V204L107 203L106 201H103ZM121 202H122V200H121ZM189 202H190V200H189ZM199 202H201V201H199ZM212 202H213V201H212ZM212 202H211V203H212ZM214 202H216V201H214ZM214 202H213V203H214ZM238 202H239V200H238ZM20 203H21V201H20ZM25 203H22V204L24 205ZM30 203H31V202H30ZM99 203H100V202H98V204H99ZM119 203H120V202H119ZM124 203H123V204H124ZM191 203H192V202H191ZM196 203H197V202H196ZM201 203H202V202H201ZM201 203H199V205H196V207H197V206H198V207H199V206H202V205H200ZM0 204H2V203H0ZM12 204H13V203H11V205H12ZM34 204H35V203H34ZM34 204H32V205H34ZM36 204H37V205L40 204V201L37 202ZM36 204H35V205H36ZM44 204H45V203L43 202V206H44ZM90 204H91V203H90ZM96 204H97V203H96ZM101 204L103 205V203H100L99 205L101 206ZM123 204H121L122 206L120 207V208H122V209H124V207H125V204H124V205H123ZM126 204H128V205H127L128 208L131 207V202L126 203ZM129 204H130V205H129ZM187 204H189V203H187ZM192 204H193V203H192ZM197 204H198V203H197ZM207 204H205V205H207ZM2 205L4 206L5 204H2ZM11 205H9V206H11ZM26 205H27V204H25V207L28 208V206H26ZM40 205H42V203H41ZM84 205L87 206L88 204H85V203H84L83 206H84ZM107 205H108V204H107ZM141 205H142V204H141ZM141 205H140V206H141ZM203 205H204V204H203ZM205 205H204V206H205ZM212 205H213V204H211V206H210V205H209V206L212 207ZM215 205H216V204H215ZM3 206H0V207H3ZM6 206H7V205H6ZM14 206H15V205H14ZM16 206H17V208H18V205H16ZM21 206H22V205H21ZM83 206H82V207H83ZM89 206H91V205H88L87 207H83V208H85V209L87 210V208H88ZM96 206H97V205H96ZM100 206H99V207H100ZM103 206H104V205H103ZM119 206H120V205H119ZM123 206H124V207H123ZM204 206H203V208H201L202 210H203V209L206 210V209L204 208ZM216 206H217V205H216ZM12 207H13V205H12ZM29 207H31V209H32V206H31V205H29ZM39 207L41 208V206H39ZM82 207H80V208L82 209ZM91 207H92V206H91ZM94 207H95V206H94ZM116 207H117V206H115V210H114V212H116L117 214H120L121 210H120L119 213L116 211L117 209H120V208H119V207L116 208ZM206 207H207V206H206ZM239 207H240V206H238L237 204H235V205H233V206H230V205H229V207H228L227 209H226V207L223 208L222 206H220V209L223 210V211H225V212H228V213L223 212V213L227 214L228 216H229V215H234V214H237V216H239L238 214H241V209H240ZM6 208H7V207H6ZM20 208H22V207H20ZM20 208H19V209H20ZM40 208H39V209H40ZM207 208H208V207H207ZM3 209H4V207H3ZM7 209H8V208H7ZM15 209H16V207H15ZM31 209H30L29 211H31ZM81 209H79V210H81ZM89 209H90V208H89ZM99 209H100V208H99ZM242 209H243V208H242ZM0 210H1V208H0ZM17 210H18V209H17ZM21 210H24V207H23ZM21 210H20V211H21ZM34 210H35V209H34ZM79 210H78V211H79ZM82 210H84V209H82ZM82 210L80 211V214H81ZM179 210H180V209H179ZM190 210H191V212L193 211L192 209H190ZM198 210H199V209H198ZM204 210H203V211H204ZM218 210H219V206H218ZM218 210H217V211H218ZM3 211H4V210H3ZM7 211H10V209L7 210ZM29 211H28V212H29ZM36 211L38 212V209H36ZM46 211H47V210H46ZM46 211H45V212H46ZM118 211H119V210H118ZM124 211H127L126 207H125V210H124ZM180 211H181V210H180ZM188 211H189V210H188ZM194 211H195V209H194ZM194 211H193V212H194ZM196 211H197V209H196ZM200 211H201V210H200ZM203 211H202V213H203ZM211 211H213V210H211ZM13 212H14V215H17V214H15V210H13ZM21 212H22V211H21ZM33 212H34V211H32L31 214H33ZM39 212H40V211H39ZM39 212H38V213H39ZM129 212H130L129 210H128V212H123V213L120 215V217H119L120 219H116V217H115V216H114V217H115V219L117 220V222H118L120 225L122 224L120 221H123V220L127 221L128 223H130L132 220L134 221V218H135V217L131 218V216H133V215L131 214V212H130V213H129ZM153 212H154V211H153ZM169 212H170V211H169ZM171 212H172V211H171ZM189 212H190V211H189ZM191 212H190V213H191ZM193 212H192V213H193ZM213 212H214V211H213ZM221 212H222V211H221ZM4 213H5V212H4ZM4 213L2 212L1 214L3 215ZM26 213H27V211H26ZM38 213H37V214H38ZM55 213H56V212H55ZM65 213H67V215H68V214H70L71 212H70V213H69V212H64L63 214H65ZM116 213H114V214L117 216ZM125 213H127L128 215L130 214V215L128 216V215H126ZM156 213H157V212H156ZM197 213L200 214L201 212L199 213V212L197 211ZM244 213H245V212H244ZM10 214H12V212L9 213V216H8L9 218H10ZM20 214L23 215L24 213H23V214L20 213ZM20 214H19V215H20ZM28 214H30V212H29ZM46 214H50V213H49V212H46ZM56 214H57V213H56ZM60 214H61V213H60ZM71 214H72V213H71ZM71 214H70V216H71ZM73 214H74V212H73ZM82 214L85 215V213H82ZM86 214H87V213H86ZM111 214L113 215V213H111ZM158 214H159V213H158ZM177 214H178V213H177ZM195 214H196V213H195ZM195 214H193V215H195ZM207 214H208L207 217H206V214H201V215L199 216V217H200V220H198L199 218L197 217V215H195L196 217L194 216V219H193V217H192V220L195 221V224H196V220H195V218H197V221H198V222H202V219H201L202 217L205 216V218H206V220H207V218H211V219H212V217H213V216L215 217V215H216V213H212V212H211V213L209 212V213H207ZM2 215H0V216H2ZM6 215H7V214H6ZM12 215H13V214H12ZM12 215H11V219H13L12 217L14 216V215H13V216H12ZM38 215H39V214H38ZM38 215L36 216V213H35V215H34L33 217H34V218H37V217H39ZM50 215H51V214H50ZM50 215H49V216H50ZM54 215H55V214L52 213V216H50V217H49L48 215H44V216H45V217L47 216V217L51 218V217H54ZM58 215H59V214H58ZM65 215H66V214H65ZM67 215H66V216H67ZM74 215H75V214H74ZM74 215H73V216H74ZM96 215H97V214H96ZM112 215H111V216H112ZM187 215H188V214H187ZM187 215H186V216H187ZM193 215H192V216H193ZM203 215H204V216H203ZM217 215H220V214L217 213ZM217 215H216V216H217ZM227 215H225V217H221L222 220L220 219V221H223V220L225 221V219L227 220V218H229V217L226 218ZM3 216H4V215H3ZM30 216H31V215H29V216L24 215L23 217H27L26 219L29 220L28 218H29ZM35 216H36V217H35ZM44 216H42V217H44ZM56 216H57V215H56ZM70 216H68V218H70ZM75 216H76V215H75ZM82 216H83V215H82ZM126 216H128L127 218H128V219L130 218V220H128V219H127V220L124 219V218H126ZM201 216H202V217H201ZM220 216H221V215H220ZM220 216H219V217L217 216L216 218L219 219ZM33 217H32V219H34ZM45 217H44V218H45ZM64 217H65V216H64ZM114 217H112L113 220H115ZM153 217H154V216H153ZM174 217H175V216H174ZM230 217H231V216H230ZM1 218H2V217H1ZM6 218H7V217H6ZM9 218H7V219H9ZM16 218H17V220H16L15 218H14V219L19 223L18 220H19L20 218H19L18 216H16ZM18 218H19V219H18ZM21 218H22V216H21ZM49 218H48V219H45V220H48V221H45L44 219H42V220H44L46 223L49 222V221H52L53 219L55 220V217L52 218V220H49ZM59 218H60V217H59ZM65 218H66V217H65ZM78 218H79V217H78ZM117 218H118V217H117ZM172 218H173V217H172ZM178 218H179V217H178ZM190 218H191V217H190ZM205 218H204V219H205ZM2 219L5 220L4 217H3ZM2 219H0L1 222H2ZM7 219H6V220H7ZM57 219H58V218H57ZM71 219H72V218H71ZM73 219H74V218H73ZM73 219H72V220H73ZM80 219H81V216H80ZM138 219H139V218H137V219L135 218V223H136V220H138ZM149 219H150V218H149ZM162 219H163V218H162ZM162 219H161V220H162ZM204 219H203V220H204ZM4 220H3V221H4ZM6 220H5V222H6ZM24 220H25V219H24ZM40 220H41V219H40ZM40 220L37 219V221H38V222L36 221V222L38 223L37 225H40V226L42 225L43 230H44V226L46 225V223L44 224V221H42V220L40 221ZM58 220H59L58 223H60V220H61V219H58ZM58 220H57V221H58ZM118 220H119V221H118ZM155 220H156V219H155ZM206 220H205V221H206ZM212 220H214V219H212ZM238 220L240 221V219H238ZM238 220H236V226H235V229H236V227L239 226V223H237V222H239ZM25 221H26V220H25ZM30 221H31V218H30ZM30 221H28V223H30ZM75 221H76V220H74V222H75ZM129 221H130V222H129ZM133 221H132V222H133ZM150 221H151V220H150ZM163 221H164V220H163ZM178 221H179V219H178ZM208 221H209V220H208ZM214 221H215V220H214ZM217 221H218V220H217ZM217 221H216V222H217ZM5 222H4V224H5ZM8 222H9V224H10V222H12V221H11V220H10V221L8 220ZM20 222H21V221H20ZM23 222H24V221H23ZM34 222H35V220H34ZM34 222H33V223H34ZM39 222H41V223L39 224ZM52 222H54V221H52ZM113 222H114V221H113ZM117 222L115 221V223H117ZM123 222H124V221H123ZM203 222H204V221H203ZM209 222L211 223V221H209ZM216 222H215V223H216ZM228 222H229V221H226V223H228ZM234 222H235V221H233L232 224H234ZM2 223H3V222H2ZM42 223L44 224V226H43ZM58 223H57V224H58ZM65 223H66V222H65ZM170 223H171V222H170ZM178 223H179V222H178ZM206 223H208V222L206 221ZM220 223H221V222H220ZM0 224H1V223H0ZM20 224H21V228L19 227V229H22V227H24L25 225H28V227H27V226H26V227H27L28 230H29V229H30L29 227L32 226V225L27 224L26 222L23 223V224H25L24 226L22 225V222H21ZM31 224H32V222H31ZM71 224H72V223H71ZM125 224H126V222H124V226H126V227H125V228H122V229H126V228H128L127 225H130V224L125 225ZM133 224H134V223H132L131 225H133ZM138 224H139V222H138ZM179 224H180V223H179ZM195 224L193 223L192 225H195ZM199 224H200V223H199ZM213 224H214V223H213ZM222 224H223V222H222ZM229 224H230V223H229ZM240 224H241V222H240ZM15 225H16V223H15ZM37 225H33L32 227H35V229H37V227H36ZM50 225H51V224H50ZM52 225H53V224H52ZM52 225H51V226H52ZM55 225H56V223L53 225V227H54ZM60 225H61V224H59V225L56 226V227L61 228ZM72 225H74V224H72ZM72 225H71V226H72ZM112 225H113V228H115V232H117V231H116V227H115L116 224L112 223ZM165 225H166V224H165ZM169 225H170V224H169ZM169 225H168V226H169ZM180 225H181V224H180ZM192 225L190 226L191 228H193V227H195V228L197 227V228H198V226H199L198 223H197L195 226H192ZM197 225H198V226H197ZM210 225H212V224H210ZM210 225H209V226H210ZM217 225H218V223H217ZM217 225L215 224V225H212V226H211V227L214 226L215 228L212 229V230L210 231V233L208 232L209 235H208V233L206 232L207 235L205 234V236H206L207 239H206L204 236H202V237H204V238L207 240V243H208V245H209V247H210V248L208 247L209 249H212V250H214V251H219V250L221 249V250L224 251V246H225V251H226V246H227V245H225V244H226V239L228 238L229 233H230V232L233 233V232L228 230V229H230V228H228V226H227L228 224L226 225L228 229L225 228L226 226L223 228V226L220 225L221 227H219V226H217ZM224 225H225V224H224ZM1 226H2V225H1ZM3 226H4V225H3ZM3 226H2V227H3ZM6 226H7V225H6ZM8 226H9V225H8ZM8 226H7V227H8ZM11 226H12V225H10V227H11ZM18 226H20V225H18ZM40 226H39V227H40ZM122 226H123V225H122ZM136 226H137V225H136ZM178 226H179V225H178ZM187 226H189V225L187 224ZM216 226H217V227H216ZM240 226H241V225H240ZM2 227H1V228H2ZM10 227H8V228L10 229ZM39 227H38V229H37L38 231H39ZM130 227H133V229L136 228L135 225H133V226H129V228H130ZM140 227H141V226H140ZM202 227H203V226H202ZM207 227H208V226H207ZM1 228H0V229H1ZM5 228H6V227H5ZM11 228H12V227H11ZM40 228H41V227H40ZM49 228L51 229L50 226H49ZM118 228H119V227H117V229H118ZM129 228H128V229H129ZM197 228H196V229H197ZM209 228H210V227H209ZM261 228H262V229L259 228V230L257 231V234H256V235L254 234V236L249 237V239L245 241V243H244V247L242 246V247H243V251H242L243 255L240 256L239 264H264V226L261 227ZM19 229L17 228V230H19ZM24 229H26V228H24ZM32 229H33V228H31V230H32ZM52 229H53V228H52ZM52 229H51V230H52ZM55 229H56V228L54 227V230H53V231L58 232L57 234H59V231H58L59 229H58L57 231H56ZM128 229H126V230H128ZM136 229H137V228H136ZM136 229H134V230H136ZM166 229H167V228H166ZM196 229H195V230H196ZM199 229H201V226H200V228H198V230H199ZM210 229H211V228H210ZM233 229H234V228H233ZM5 230H8V229H5ZM10 230H11V229H10ZM10 230H8V232H9ZM17 230H16V231H17ZM43 230H41V231H43ZM45 230H46V228H45ZM45 230H44V231H45ZM108 230H109V229H108ZM118 230H119V229H118ZM120 230H121V229H120ZM120 230H119V231H120ZM126 230H124L123 232L126 233ZM139 230H141V229H139ZM146 230H147V229H146ZM193 230H194V229H193ZM195 230H194V232H195ZM207 230H208V229H207ZM230 230H231V229H230ZM1 231H4V230H1ZM1 231H0V232H1ZM12 231H13V229L11 230V232H12ZM25 231H26V230H25ZM38 231L33 232V231H30V230H29L28 232H32V234L35 236V235L37 234ZM44 231H43V233H44ZM76 231H77V230H76ZM105 231H106V230H105ZM105 231H104V232H105ZM132 231H133V230H132ZM147 231H150V230L148 229ZM147 231H146V232H147ZM178 231H180L179 228H178ZM178 231H177V232H178ZM199 231L201 232L202 229L199 230ZM208 231H209V230H208ZM234 231H235V230H234ZM5 232H6V231H5ZM5 232H3V233L5 234ZM8 232H7V233H8ZM13 232H15V231H13ZM18 232H19V231H17V233H18ZM49 232H50V230H49ZM106 232H107V231H106ZM109 232H110V231H109ZM129 232L131 233V231H127V233H129ZM146 232H144V233H146ZM197 232H198V231H197ZM197 232H195V233H197ZM200 232H198V234H200V235H198V234L195 235V236H196L195 241H197V239H198L197 236H200L201 240L198 239V241H202V245H203V241H204L203 239H204V238L201 237V235H203V234L200 233ZM3 233L1 232L0 235L3 236V235H4ZM9 233H10V232H9ZM9 233H8L7 235H9ZM21 233H22V234H21V237H22V235H23L24 232H21ZM25 233H27V232H25ZM34 233H35V234H34ZM39 233H41V232H38V235H40ZM117 233H118V232H117ZM137 233H138V232H137ZM141 233H142V232H141ZM144 233H143V235H145ZM149 233H150V232H149ZM149 233L147 232V235H148ZM178 233H179V232H178ZM180 233H181V232H180ZM12 234H14V233H12ZM15 234H16V233H15ZM15 234L13 235V237L15 236L14 242H15V240L17 239ZM18 234H19V233H18ZM30 234H31V233L24 234V237L27 236V237H25V238H28V237L30 236ZM41 234H42V233H41ZM50 234H51V233H48V235H49V239H50V237H51ZM115 234H116V233H115ZM119 234H121V233H119ZM133 234H134V233H132V235H133ZM10 235H11V234H10ZM33 235L30 236V237H32V238H31L32 240L35 239V238H33ZM38 235H37V236H38ZM45 235H46V232L43 234V236L45 237ZM48 235H46L45 238L43 237V239H44L43 241H45V242H47V241H48V242L51 241V240H48V238H47ZM51 235H52V234H51ZM59 235L61 236V234H59ZM117 235H118V234H117ZM117 235H116V236H117ZM121 235H122V234H121ZM128 235H129V234H128ZM130 235H131V234H130ZM132 235H131V236H132ZM136 235H137V234H136ZM141 235H142V234H140V238H141ZM162 235H163V234H162ZM231 235H232V234H231ZM231 235H230V236H231ZM37 236H36V237H37ZM56 236H57V235H56ZM119 236H120V235H119ZM133 236H134V235H133ZM133 236H132L131 238H130V236L127 237V240H128V239H130V240H132V241L135 240L136 238L133 237ZM137 236H138V235H137ZM181 236H182V235H181ZM13 237H12V238H13ZM17 237H18V235H17ZM94 237H95V236H94ZM97 237H98V236H97ZM99 237L101 238V235H100ZM102 237H103V236H102ZM112 237H113V236H112ZM144 237H145V236H144ZM148 237H149V235H148ZM164 237H165V236H163V238H164ZM182 237H183V236H182ZM0 238L6 240L5 238H7V236L5 235V236H3V238H2V237H0ZM9 238H10V236H9ZM38 238H42V236H39ZM46 238H47V241H46ZM53 238H54V236H52V239H53ZM90 238H91V237H90ZM104 238H105V236H104L102 239H104ZM119 238H120V239H118V238L115 239L114 243H116V241H117V242L120 241V243H118V244L120 245V244H121V241H122L121 236H120ZM122 238H123V237H122ZM151 238H153V237H151ZM158 238H159V237H158ZM168 238H169V237H168ZM7 239H8V238H7ZM23 239H24V238L22 237V241H21V242L23 243V241H24V243H23V246H24V244H26L27 239H26V241H25V239H24V240H23ZM36 239H37V238H36ZM64 239H66V238H64ZM64 239H63V240H64ZM71 239L74 241L73 238H71ZM77 239H78V238H77ZM98 239H99V238H98ZM102 239H101V240H102ZM109 239L111 240V238H109ZM109 239H108V238H107V239H104V242L106 241V242H105L106 244H104V242H101L102 245H101V243H100V245H99V243H98V245L101 246V249H102V247H104L103 244H104V245H108V248H110L109 246L112 247V245H109V244H111V242H109V244H107V243H108L107 240H109ZM112 239H113V238H112ZM144 239H147V238H144ZM161 239H162V238H161ZM161 239H160V240H161ZM180 239H181V238H180ZM189 239H190V238H189ZM10 240L12 241L11 243H13V239H10ZM18 240H21V239L18 238ZM18 240H17V242H19ZM57 240H58V239H56V241H57ZM59 240H61V239H59ZM63 240H61L60 243H62ZM69 240H70V239H69ZM72 240H71V241H72ZM110 240H109V241H110ZM113 240H114V239H113ZM130 240H128V241H130ZM152 240L155 241L154 239H152ZM156 240H158V239H156ZM162 240H164V239H162ZM28 241H29V239H28ZM30 241H31V240H30ZM36 241H37V240H36ZM102 241H103V240H102ZM148 241H149V239H148ZM150 241H151V240H150ZM164 241H165V240H164ZM190 241H191V240H190ZM0 242H3V243H4L5 241L0 240ZM7 242H8V244H9L10 241H7ZM7 242H6V243H7ZM21 242H20V243H21ZM33 242H35V241H33ZM37 242H38V241H37ZM52 242H53V241H52ZM52 242H50V244H48V245H46V243H45L46 246H44V245H43V246H44L46 249H48L47 246H50V245L52 244ZM84 242H85V241H84ZM112 242H113V241H112ZM126 242H127V241H126ZM133 242L135 243V241H133ZM133 242H132V243H133ZM136 242H138V237H137V239H136ZM140 242H141V241H139V242L136 243V244H137V245H138V244L140 245ZM161 242H162V241H161ZM227 242H228V239H227ZM3 243H2L3 248H5L4 246H5L6 243H4V244H3ZM29 243H30V242H29ZM42 243H43V242H42ZM60 243H58V245H59ZM65 243H66V240H65ZM65 243H63L64 246H65ZM90 243H91V242H90ZM114 243H112V244L115 246V247H114V246H113V247H114L116 250L119 248V249H118L119 251L117 250L118 252L124 251V250L126 249V247H127V248H128V247H133V245H131V242H130L129 244H128V242H127V245H128V246H124L125 248H124V250H123V249H122V246H123V244H124L125 242H124V243L122 242L123 244L120 245V246L117 245V243H116V245H115ZM134 243H133V244H134ZM150 243H151V242H150ZM150 243H149V244H150ZM152 243L154 244V242H152ZM158 243H159V242H158ZM158 243H157V244H158ZM164 243H165V242H164ZM193 243H195V242H193ZM0 244H1V243H0ZM8 244H6V245L8 246V247H6V248H11V247H13L12 244H11V245H12L11 247H10ZM13 244H14V243H13ZM15 244H16V243H15ZM15 244H14L13 250H12V248H11L12 251H14V249H16L15 247L19 245V243H17L18 245L15 246ZM30 244H31V246H34V245L32 244V241H31ZM34 244H35V243H34ZM37 244H38V243H37ZM39 244H40V240H39ZM39 244L37 245V247H38V246L41 247V245H39ZM67 244H69V243H67ZM93 244H94V243H93ZM146 244H147L146 246L148 247V243H146ZM159 244H160V243H159ZM166 244H167V243H166ZM227 244H228V243H227ZM61 245H62V244H61ZM61 245L58 246V247H57V245H56V247H51L50 249H48V251L50 250V251L48 252V253H49V256L51 255L50 252L53 251V250H51L52 248H55V249H54V251H55L56 248H57V250H58L59 247H62V246H63V245H62V246H61ZM70 245H71V246H70ZM75 245H76V244H75ZM130 245H131V246H130ZM134 245H135V244H134ZM141 245H142V242H141ZM143 245H145V243H144ZM151 245H152V244H151ZM154 245H155V244H154ZM199 245H201V244L199 243L198 246L196 245V246L198 247V248L196 247L197 250H199V248H201V246H202V245H201V246H199ZM26 246H27V245H26ZM26 246H25V248H26ZM28 246L31 247L30 245H28ZM28 246H27V247H28ZM51 246H54V245H51ZM64 246H63V247H64ZM66 246H67V245H66ZM66 246H65V247H66ZM69 246H70L71 249H69ZM69 246L66 247V248H67L70 252H72L71 250L74 249V248L72 249V246H73L72 243H70ZM89 246H90V245H89ZM93 246H94V245H92V247H93ZM96 246H97V245H96ZM99 246L96 247V250H94V249H95V246H94V249H92V248H91V249H92L94 252H95V251H98V250H100V247H99ZM116 246H119V247L117 248ZM203 246L206 247V244L203 245ZM203 246H202V247H203ZM0 247L2 248L1 245H0ZM18 247H19V246H18ZM34 247L37 248V247H36V244H35ZM40 247H39L38 249L35 250L36 253H39L37 250H39L40 253L43 252V251L41 252ZM87 247H88V246H87ZM105 247H106V246H105ZM105 247H104V249H102V250L104 251L103 254H102V250H101V255H102V256H103L104 254H107V253L109 254V252H110V251L107 252V249H108V248H105ZM113 247H112L111 249H114ZM120 247H121V249H120ZM135 247H137V246L135 245L133 248L135 249ZM140 247H141V246H139V247H137V248H140ZM156 247H157V246H156ZM193 247L195 248V245L192 246V247L190 248V252L192 251V253H193V249H194ZM242 247H241L240 250H242ZM1 248H0V249H1ZM3 248L1 249V251L3 250ZM6 248H5V249H6ZM32 248H33V247H31V249H32ZM41 248H42V247H41ZM75 248H76L78 251L75 249L73 252H75V253L78 252V253H79V252H80L79 249L81 250V247L78 249V248H77V245H76ZM98 248H99V249H98ZM133 248H131V249L128 248L129 250H128V249H126V250H127V252H130V250H131V253L133 252V253L137 256L136 252H138V250H137V249L134 250ZM143 248H144V246H143ZM149 248H150V247H149ZM5 249H4V250H5ZM19 249H20V248H19ZM62 249H65V248H62ZM67 249L62 250V251L64 252V251H66ZM115 249H114V251H115ZM154 249H155V248H153V251H154ZM162 249H164V248H162ZM187 249H189V248H187ZM191 249H192V250H191ZM8 250H9V249H8ZM29 250H30V249H29ZM92 250H89V251H88V249H87V251H88L89 253H90V251L92 252ZM105 250H106V251H105ZM108 250H110V249H108ZM120 250H121V251H120ZM133 250H134L135 252H134ZM139 250H140V249H139ZM142 250H143V249H142ZM144 250H145V249H144ZM144 250H143V251H144ZM147 250H148V249H147ZM197 250H196V251H197ZM201 250H203V249H201ZM201 250H199V251H201ZM207 250H208V249H207ZM207 250H206V251H207ZM221 250H220V251H221ZM20 251H21V250H20ZM20 251L17 250L16 252L19 253ZM44 251H45V250H44ZM182 251H183V249H182ZM199 251H198V252H199ZM206 251H204V252H206ZM223 251H222V252H223ZM225 251L222 253V255H223L224 253L227 254V251H226V252H225ZM25 252H26V251H24V253H25ZM28 252H29V251H28ZM32 252H34V248H33ZM35 252H34V255L36 254ZM45 252H46V251H45ZM63 252H62V253H63ZM66 252H67V251H66ZM70 252H69V253H70ZM73 252H72V254H71L72 259H73V256H75V255H73ZM81 252H82V250H81ZM81 252H80V253H81ZM94 252L91 253V254L93 255ZM99 252H100V251H99ZM99 252L96 254V256L99 254ZM105 252H106V253H105ZM111 252H113V251H111ZM111 252H110V253H111ZM118 252H117V253H118ZM125 252H126V251H125ZM139 252H140V251H139ZM156 252H157V251H156ZM164 252H165V251H164ZM185 252H187V251L185 250ZM194 252H195V249H194ZM207 252H208V251H207ZM211 252H212V251H211ZM9 253H10V252H9ZM9 253H8V254H9ZM22 253H23V252H22ZM22 253H21V254H22ZM26 253H27V252H26ZM30 253H31V252H30ZM43 253H44V252H43ZM52 253H53L52 255L54 256V253H55V252H52ZM60 253H61V252H60ZM78 253H77V254H78ZM80 253H79V254H80ZM113 253H114V252H113ZM113 253H111V255H112ZM115 253H116V252H115ZM133 253H132V254H133ZM152 253H154V252H152ZM195 253H196V252H195ZM202 253H203V252H201V254H202ZM219 253H220V252H219ZM242 253H241V254H242ZM15 254H17V253H15ZM27 254H28V253H27ZM46 254H47V253H45V254H43V255H46ZM55 254H56V253H55ZM64 254H66V253H63V255H64ZM77 254H76V255H77ZM134 254H133V256H134ZM141 254H142V252L140 253V255H141ZM155 254H156V253H155ZM162 254H163V253H162ZM187 254H188V253H187ZM190 254H191V253H190ZM201 254H200V257H198V258H199V261H201V259H204V257L206 256L205 253H204V257H203V255H201ZM208 254H209V253H208ZM213 254L215 255L216 253L213 252V253H212V256H214ZM0 255H1V254H0ZM10 255L13 256L12 253H10ZM10 255H9V256H10ZM25 255H26V254H25ZM25 255L23 254V256H25ZM31 255H32V254H31ZM37 255H39V254H36L35 256H37ZM40 255H41V254H40ZM59 255H60V254H59ZM66 255H68L69 258L66 257V258H68V259H66V261L63 260L62 262H65V263H63V264H68V263L71 264L74 260L71 259L72 262H70L71 260H70V256H69V254H66ZM66 255H65V256H66ZM72 255H73V256H72ZM92 255H91V256H92ZM99 255H100V254H99ZM113 255H115V254H113ZM156 255H157V254H156ZM220 255H221V254H220ZM224 255H225V254H224ZM2 256H3V255H2ZM16 256L18 257V255H16ZM21 256H22V255H21ZM21 256H20V257H21ZM26 256H27V255H26ZM35 256H33L35 259L38 258V257H40L41 259H40V258H38V259H39V260H44V261H45V259H47V257H48V259L50 258V257L47 256V255L45 256V257H46L45 259H43L44 256L42 257V255H41V256H38V257H35ZM61 256H62V255H61ZM61 256H60V259H61ZM83 256H84V257H83ZM83 256H82V257H83V260L81 259V262H85L84 260H87L86 258H87L88 255L86 254V255H83ZM85 256H86V257H85ZM91 256H90V257L88 256V257H89L88 260H89L90 258H93V257H91ZM158 256H159V255H158ZM201 256H202L203 258H201ZM208 256H209V255H208ZM212 256L210 255L209 257H212ZM215 256H217V254H216ZM5 257H8V256H5ZM27 257H28V256H27ZM33 257L31 256V258H33ZM54 257L56 258V255H55ZM62 257L64 258V256H62ZM77 257H78V255H77ZM82 257H81V258H82ZM145 257H146V256H145ZM165 257H166V256H165ZM14 258H15V257H14ZM14 258L12 257V259H14ZM18 258H19V257H18ZM22 258L24 259V257H22ZM22 258H21V259H22ZM31 258L29 257L30 260H31ZM34 258H33V261H32V260H31V261L28 260V263H27V264H29V262H30V263H31V262H34V260H35ZM84 258H85V259H84ZM97 258H98V257H97ZM152 258H153V257H152ZM200 258H201V259H200ZM206 258L209 259L207 256L205 257V259H206ZM212 258H213V257H212ZM214 258H215V257H214ZM5 259H6V258H5ZM19 259H20V258H19ZM21 259H20V260H21ZM23 259H22V260H23ZM51 259H52V256H51ZM51 259H49V260H50V263H51V261H52ZM57 259H58V258H57ZM74 259H75V258H74ZM210 259H211V258H210ZM2 260H3V257H2ZM25 260H27V258H25ZM25 260L23 261V262H24L23 264L26 263ZM49 260H48V262H49ZM53 260H54V258H53ZM55 260H56V259H55ZM58 260H59V259H58ZM75 260H76V259H75ZM167 260H168V259H167ZM197 260H198V259H197ZM197 260H196V261H197ZM8 261H9V260H8ZM35 261H36V260H35ZM44 261H43V262H44ZM90 261H91V260H90ZM160 261H161V260H160ZM6 262H7V261H6ZM37 262L39 263L40 261L37 260ZM43 262L41 261V263H43ZM62 262L59 263V264H62ZM66 262H67V263H66ZM74 262H76V261H74ZM74 262H73V263H74ZM197 262H198V261H197ZM1 263H2V262H1ZM3 263H4V262H3ZM17 263H21V264H22V262H17ZM34 263L36 264V262H34ZM50 263H49V264H50ZM73 263H72V264H73ZM78 263H79V262H78ZM8 264H9V262H8ZM12 264H13V262H12ZM39 264H40V263H39ZM55 264H57L56 261H55ZM74 264H75V263H74ZM79 264H80V263H79ZM83 264H84V263H83ZM85 264H86V263H85ZM172 264H173V263H172Z\"/></svg>",
  "mask_w": 264,
  "mask_h": 264
},
{
  "label": "flooded vegetation",
  "instance_id": "obj_3",
  "mask_svg": "<svg viewBox=\"0 0 264 264\" xmlns=\"http://www.w3.org/2000/svg\"><path fill=\"white\" fill-rule=\"evenodd\" d=\"M221 8V7H220ZM223 10H227V9H225V8H222ZM221 10V9H220ZM228 11V10H227ZM262 45H263V47H264V42H262L261 43ZM262 64H264V62L262 63Z\"/></svg>",
  "mask_w": 264,
  "mask_h": 264
},
{
  "label": "crops",
  "instance_id": "obj_4",
  "mask_svg": "<svg viewBox=\"0 0 264 264\" xmlns=\"http://www.w3.org/2000/svg\"><path fill=\"white\" fill-rule=\"evenodd\" d=\"M246 34V33H245ZM244 36V35H243ZM243 38V37H242ZM242 41V40H241ZM240 47V46H239Z\"/></svg>",
  "mask_w": 264,
  "mask_h": 264
}]
</instances>
